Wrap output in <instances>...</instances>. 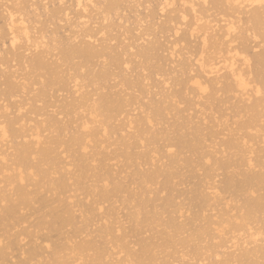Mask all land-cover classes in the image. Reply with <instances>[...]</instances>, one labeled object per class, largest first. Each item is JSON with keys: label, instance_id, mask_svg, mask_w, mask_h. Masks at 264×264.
Listing matches in <instances>:
<instances>
[{"label": "bare ground", "instance_id": "1", "mask_svg": "<svg viewBox=\"0 0 264 264\" xmlns=\"http://www.w3.org/2000/svg\"><path fill=\"white\" fill-rule=\"evenodd\" d=\"M0 1H1V3H2V1L3 2L5 1L4 2V3H6L5 6L7 5V2L9 3L8 0H0ZM13 1H14L13 7H12V4L11 5L8 4L9 6L4 7L7 9L11 6L10 9H12V10L7 9L8 10V13L6 12L7 18H6V16L4 17L7 20L3 18L4 21L6 20V22L3 21V23L4 24L6 23V24H5V26L3 24L4 27L2 25L0 26V30H1L0 34H2L0 36V40H2V37L4 34L8 35L9 39L7 41L9 42L8 44L10 45L9 49L11 48L10 50L8 49L9 54L12 53V58H15L16 60H18L16 62H18L19 65L21 64V66H23V68L27 69L24 71V69L19 66L20 68H22V70L24 72H27L28 69L30 70L27 72L28 76L32 75V78H34L33 76L36 75L35 80L38 79L36 81V83L38 84L37 86L39 87V90L37 91V95H36V97L38 99L37 101H42V103H43V100H45L46 103L48 104V106H51L52 109L54 107L58 108V106H55V105H56V103L59 102V101H56V102H54L55 105L54 104H53V106L50 105V101H51L50 98L52 97V99H53L52 94L55 93V92H53L54 91L53 89H55L56 91L59 89V90H61V92L63 91L68 95H69V93H71L73 96L74 95L77 96V95H80V90L83 89L82 88L83 86L82 85L80 86L81 81L86 82L88 84V86L89 85H95V86L97 85L98 86V84H97V82H98V83H101L102 86L104 83V87L105 86L111 87L110 86L111 84H108L107 81L109 80L111 83V80H112L111 77L114 78V76H115V77L119 78V76H120V80L119 79H116V80L120 81L121 84L120 83L119 84L123 85L124 89L127 86H128V89H130L133 86L134 87L138 86L139 88L138 87H136V88L140 89L143 92L145 89L143 81L147 80V78H149V76L143 75V73L146 70L151 71V74H153L154 76L156 75L157 77L158 76L161 77L162 75H164L166 73V71L163 70V66L166 65V63H163V61H165V60L158 53V51H160V48H161V43L159 42V40H157L155 38H154V40L150 38L151 39L150 42H149V39H147L148 41L147 40L145 41V42H147V44H145V45H138L137 42H136L137 45H135V44H132L131 43L132 41H131L130 44L136 47V52H135V49H133L134 47L130 48L131 45L130 46L128 45V48H130L131 51L133 49L135 52L134 54L132 53V59H133V57H135V58H138L139 60H141L139 62L138 61H136V62L139 63L138 66L141 67V70H143V71L145 70L143 73H140L141 76L140 75L138 76V74H137L138 77L135 78L134 83L130 82L131 79L130 80H128L129 78L127 79V77H130V75H128L126 77V74H128L129 71L125 72L124 71L125 69L123 70V66L125 68V66L127 65L126 67L128 68V64H129V68H130V64L131 65L134 64V63H132V62H134L132 60H131L132 62H130V60L127 59L128 62H130V63H128L125 60H122V56L123 55L125 56L126 55L125 53L127 52L126 47H124L122 44H120L121 46L120 45H117V46H120L121 51L114 52V53L112 52L113 54L108 53L109 49L111 52L113 50L116 51L115 50L116 48L114 49V47L110 45L113 48V50L111 49V47L109 46V44H111V42L109 43L108 42L109 40H106V38L104 37V34H105V36H107V35L110 36V33H111L110 31H112L111 35L113 34V31L115 30L114 27H116L115 25L119 26V24H121L119 22L117 23V21H116L117 19L116 20L114 19L115 16L121 17V13H123V15H126L128 12L129 13L131 12L130 10L133 11L134 7H132V6H136V5L133 4L131 6V3H136V0H101V1H99V0H74V4H72L73 7L70 4L72 2V0L71 1L67 0V2L65 0H35L40 5V7L42 8V9L41 8L40 9L43 12V15L46 19V22L48 23L47 25L50 28L52 26L51 30H47L46 28H43V27H38L39 24H36L38 22V19H37V22L35 20L40 15H38L37 13L35 14L34 12H37L39 10V9H37L38 7L36 8V6L34 4L31 5L32 3H30V6L29 5L27 6L30 9L33 8L32 9L33 13H34L33 16H35L36 18L34 19V17H33V19H32L31 17H29L30 15L28 14L29 13L28 11H32V10H29V8L27 9V7L22 6V4L24 3L23 0H13ZM68 1L70 3H68ZM174 1H172V0H146L145 1L144 0L143 3L144 2L145 3L141 4L140 0L139 1L137 0L136 4L138 7V5L140 6V4L141 5L148 4V6H149L151 3H153V4L155 3L156 8L159 7L158 9H156L154 11L151 9L152 11H150L149 15L146 12V14H147L146 18L147 19L149 18V20L151 19V21L154 18H156L157 14H155V11L156 12L158 11L157 12L158 14H159V12L162 13V14H160V17H161V15H163L166 10L168 11V8H169V17H168L167 22L170 24L172 22H174V20L177 18L181 19L180 22H182V20H183L182 23H184V19L186 18V15H184V14H185V12H187V11L184 12L183 10H181L182 8L184 9V6L187 7V5H189L188 10H190V12H191L190 14L192 16V13H194L195 15L197 13L196 6H199V8L202 12V11H206L205 5L208 4V0H178V2L181 1V5L179 6L181 8L180 9L179 7H177V8L174 7L175 6V4L173 3ZM25 2H26V0H25ZM36 2H35V4H36ZM138 2H140V3H138ZM11 3H12V0H11ZM66 3H68V4H66ZM27 4H29V2ZM153 4H151V5H153ZM155 4L153 5L154 7L151 6L154 9H155ZM23 5H25V4H23ZM3 6H4V4H3ZM129 6H131L130 7L131 9H129ZM145 6H147V5H145ZM137 7H135V9ZM211 7L219 10L220 14L227 18V20L223 21V24L221 23L222 25L216 26L218 24L210 25V23H208V24L205 23L206 25L205 24L201 25L200 24L201 18H196V16L200 17V15H196L195 16L196 19H195L194 24H190L191 27H188L189 26V23H188V26L186 25V27H188V29L185 27L187 30L182 34L179 33V34H181L179 37H178V35H176L177 32H179L178 30H176V28H172V30H175V31H173V32L171 31L172 34L176 32L175 35H172V36L178 37V38L176 37L177 40L174 42L175 43L177 42L178 44H176V45L181 46V49L184 51L188 50V47L191 48V44L193 43V41L196 38H198V40H199L198 43L196 45H194V46H197V48H198V53H196L198 55L197 60L195 62L193 61L196 56L190 60L193 61L191 63H193L194 65L196 64V67H197L198 71L200 72V74H202L206 78L214 76L213 77L214 79H212V77H211L212 80H210L211 82L209 83L211 86H209V84L208 85L206 84L207 81H205L206 82L205 84H202L203 82H200L202 80L199 81V78H197L196 76L188 78L187 80L183 79L184 81H182L180 79V77L177 76L176 78H179L181 81H176L177 79L174 80L173 76L170 75L171 79L173 78V80L171 81V79L169 78V79H167V83L169 84L168 80H170V84H172L173 86L175 85V86L179 87L181 85L180 89L182 88L183 91H182V89L181 90L179 89V90L182 91L183 93L179 91L180 92V96H178L179 99H183V98H181V96H183V94L185 92L184 90H188L187 88L189 85L192 87L191 90L193 91V93L196 96L200 95L199 98H201V96L204 95V93H206L208 90L212 91L211 89H213L214 93L213 92H211V93L214 95H215V92H217V90H220L219 91L220 94L223 92L224 95H226L228 93H231V95H232V93H236L237 98H239V101H237V102L239 103V105L243 104L242 106L241 105L238 106V103H237V106H235L237 111L240 113V109H241L242 113H243V111L246 112L247 110H248V112L252 113V116L249 117V119L247 118L248 120H245L246 122L245 121L243 122L241 120L242 123H240V124L237 123V124H239L238 125V128H239L238 135L240 133V130L244 131V129L248 130V132H251V131L253 132V130L249 131V129H251L254 126V123L256 121L258 122L257 119H259V116L262 114V113L260 114L259 109L264 108V107H261V104H262V106L264 105V98L262 101H257L258 100L257 99L256 102L255 101L252 102V99H251V96H255V97L257 96V98H258L259 97L258 95H261V87L263 88V91H264V79H263L264 78V0H212L211 1ZM140 8H141V6H140ZM124 9H126V10L129 9V11L125 12L126 10H124ZM137 9H139V7ZM144 9H145V7H144ZM123 11L126 14H124ZM182 11L184 12V14ZM38 13H40V12H38ZM71 13L73 14L72 17H70ZM119 13H120V15H119ZM133 13L131 12V14H133ZM136 14H138V13L135 12V15ZM165 14H166V12H165ZM31 15H32V13H31ZM127 15H129V14H127ZM127 15H126V17H128ZM135 15L133 14V17H136ZM240 15H245V17L241 18ZM28 17L31 18L34 22H36L35 24L37 25L38 28H43V29H41V32L45 29L47 31H50L49 32L50 34L54 35L51 38L52 35L50 36V34L47 33L48 34L47 37L50 36V37H48V39L49 38L51 39L50 43L46 38V34L44 35V33L47 31H45L43 34L40 31H39V33L35 32L34 38L31 37V36H33V33H32V35H30V32L32 30H30L26 26V24H28V21H30V19H28ZM137 17L140 18L141 16L137 15ZM162 17H164V16H162ZM121 18L123 19L124 17H121ZM146 18L143 15V18H142L143 21L144 20L146 21ZM40 19H42V18H40ZM92 19H94L93 24L96 27L93 25L94 27L91 28L89 25V21H92ZM133 19H131V20H133ZM142 19H139V22H141ZM191 19H190V21H191ZM222 19H224V18H222ZM32 20L30 22V25L31 26L34 25L33 27H35L36 26L35 24L32 25ZM114 20L116 21L117 24L115 23ZM124 20H126V18H124L123 21ZM127 20H126V24H128L130 22V21L128 22ZM149 20H147V21H149ZM136 21H138V20H136ZM136 21L133 20L132 22L136 23ZM157 22H158V20H157ZM161 22H162V20H161ZM161 22H159V23H161ZM198 22H200V23L198 24ZM62 23H64V25H65V23H67V26H68L67 31L69 33L68 35L65 34V32H64L65 30L63 31L64 33L63 32H62V34L59 33V32H61L63 27H65V26H62L63 25ZM124 23H125V21H124ZM124 23L122 22L123 25H125ZM143 23H145V22H143ZM143 23H141V24H143ZM147 23L150 24L149 28H151L150 30L152 31V28H154L155 24L150 23V22H147ZM190 23H192V21ZM60 24L62 26V29H61V27H59ZM136 24L138 25V28L140 29V24H138V23H136ZM178 24H179V22H178ZM178 24H176V25L178 26ZM185 24H187V23H185ZM240 24H243L245 27L240 28V26H239ZM123 25L121 26V29L119 28V32H120V30H122V27H124ZM130 25H131V22H130ZM130 25H127V26H130ZM166 25H168V24L166 23ZM40 26H41V24H40ZM131 26H133V25H131ZM142 26H141V28H142ZM169 26L171 27L172 25H169ZM1 27H3V28L6 27L5 28L6 33H5V31H3L5 29L2 30ZM126 27H125V29L123 28L124 32H125V30L128 31V27H127V29H126ZM168 27L160 26L159 29L160 30H162L164 28L168 29ZM180 27H182V26H180ZM149 28L145 27V29H149ZM65 29H66V27H65ZM116 29H118V28L116 27ZM131 29H134L133 33H132ZM137 29H136V27H131L130 31H128V32L135 35L134 31L136 30L135 32H137ZM58 30H60V31L57 32ZM150 30H148L149 32H147V30L144 32H146L147 34L149 33L148 35H152V34H150V32H151ZM154 30L156 31V29H154ZM67 31H66V33H67ZM127 31L125 32L126 34H128ZM124 32H123V34H124ZM156 32H158V31H156ZM171 32H169V33H171ZM58 33L61 34L62 36L65 34L66 36L64 35L65 37L64 36L60 37ZM99 33H101V34H99ZM37 34H40V35H38L36 37L35 35H37ZM97 34H99L98 37L101 39H97L98 37L96 38ZM119 34H121V36H122V33H119ZM132 34H130V35L128 34V35L131 36ZM157 34H156V36H157ZM160 34H162V33H160ZM6 35H4V36H6ZM100 35H102V36H100ZM115 35L113 34L114 37H115ZM148 35H147V37H149ZM108 36H107V38H108ZM137 36L140 37V35H137ZM137 36L136 37L133 36L134 41L136 40L135 38H138ZM112 37L110 40L115 39ZM142 37H143V35H142ZM142 37H141V39H142ZM45 39H46V42L44 41ZM250 39H251V41L256 42V48H259V51L255 49L257 52H254V50L251 53L249 52L250 51V45H249L250 41L248 43V40H250ZM125 40H127V39H125ZM2 41H4V40H2ZM106 41L109 43L108 45H107ZM119 41H121V40H119ZM134 41H133V43H134ZM141 41H143V40H141ZM23 42L26 44L25 45L26 47L23 44V46L26 49L22 48L23 47L22 45H21L22 47L20 46V44ZM140 43H142V42H140ZM237 43H238V46H236ZM1 44H3V42ZM127 44H129V42ZM143 44H144V42H143ZM19 46L21 47V49H23V52H26V54L21 53V51H20L21 54L19 53V51H18L19 48H17ZM170 46H171V44H170ZM173 46H175V45L173 44ZM192 46H193V44H192ZM172 47H170V48H172ZM173 48H172V50L174 51L175 49H173ZM32 49H33V51L34 50L38 51V49H40L39 51H41V52L40 53L38 52V54L34 56ZM251 49H253V48H251ZM8 50H7V52L5 50V52H6L5 54H8ZM131 51H129V52H131ZM175 51L177 52V54L179 53V51H177V50H175ZM175 51L172 54H174V53L176 54ZM27 52L29 54L28 55L29 57L30 56H33V57H30V59H26V57H28V56H26ZM30 52H31V55H30ZM53 52L56 53L55 56L57 55L58 57L55 59V57L53 55L55 60L52 61V63L50 61H48L49 59L46 61V55L47 54L51 55V53H53ZM185 53L186 52H184V54ZM177 54H176V57H179V56H177ZM184 54H183V56H186L187 53L185 55ZM129 55L131 57V54H129ZM5 56L6 55H4V58L2 59V61H4V62L6 61L7 62L6 64H9L12 59H10V62L8 63V59H7V57L5 58ZM23 56L24 57L26 56V57L24 58ZM162 56H164V55H162ZM225 56H226V58H225ZM166 57H168V56H166ZM173 57H175V55ZM173 57H171V58H173ZM239 57L241 59L240 60L238 59V61H239L238 62L236 59ZM187 58L189 59V57H187ZM187 58L185 57L182 60H180V58H178L180 64H179V62L177 63L175 61L177 64H179V66L181 67V70H183V71H181V73L182 72L184 73L185 70H186V74H187V71H189L191 73V70L193 69L192 68L193 65L191 63H189ZM166 59L168 60V58H166ZM75 60H78V62L75 63L74 62ZM99 60H102V62ZM107 60H109V61L107 62ZM173 60H175V59H173ZM14 61L15 60L13 59V62ZM169 61H171V60H169ZM4 62L0 63V64H2L5 67ZM13 62H11V63H13ZM16 62H14V63L18 65V63H16ZM153 62H155V65H152ZM250 62H251V64H250ZM170 63H172V62H170ZM135 64H134V66L137 67V63H135ZM61 66H66L65 69H67V72L72 71L73 73H67L66 70H64L66 72L65 74H67V75H64V73L62 74V72H60V71L63 69V67L61 68ZM111 66H113L116 69L115 73H119L120 75H118V74L115 75L114 72H111V70H110ZM4 67L1 69H5L7 66L5 68ZM113 67L111 69H113ZM175 67H177V65H175ZM180 67H178V68H180ZM249 67L252 70L249 69ZM117 71H119V72H117ZM126 71H127V69H126ZM178 71H180V70H178ZM248 71H249V73L254 75V76H252L253 80H255L254 77H256V79H259V80L262 79L263 80L261 82V84H260V82L258 84V82H256L257 80L253 81V84H255L254 82H256L258 84V85L255 84V85H257L256 88H254V87L250 88L252 86L250 85V83H247L250 81L249 80L246 81V79L248 77L246 76L247 78L245 79L246 72H248ZM3 72H6V71L2 70V72H0V75ZM38 72H40V74L44 73L43 74L44 77H42V75L39 76L40 74ZM131 73H132V71H131ZM183 73H182V76L185 74V73L184 74ZM221 73H225V75L222 74L223 75L222 76V75H220ZM6 75H8V74H6ZM6 75L5 76L3 75V76L6 77ZM24 75L26 76V79H28L26 73ZM12 76L13 75L7 76L6 79L4 80L5 82H2V84L4 83L3 84L4 89L2 88V91H0L1 92L0 96L1 95H3L1 97L5 96V99H6V97H7V99H11L12 97H13L12 99H14V95L18 93L17 90H19V88H21L24 85L23 83H22V86L20 85L22 81H20V83L18 84V82H16V81H18V78L15 80L14 79L15 76H13L14 77L13 79H12ZM25 76H23L24 78H21V77H19V78L25 79ZM131 76H133V75H131ZM163 77H161L162 78L161 80L166 79ZM220 79H223L224 81L221 82ZM163 81H166V80H163ZM163 81H161V83H160L158 80L159 85L161 86V84H162V86H161L162 88H164L163 86L166 83ZM203 81H204V79H203ZM158 82H157V84H158ZM29 83H30V81H29ZM71 83L73 85L70 87ZM106 83H107V85H105ZM25 84H26V88H27L28 83L25 82ZM117 85H118V82H117ZM120 85H119V87H120ZM206 85L209 88L210 87L211 88L209 89ZM218 85H221V89H220V87H219V89H218V87H216ZM55 86L58 87V89H56ZM35 87L36 86H34V88ZM92 87H94V86H92ZM104 87H102V88H104ZM167 87L165 86V90L163 91V93L165 92L164 95L165 94L166 95L165 96L163 95V99H162V97H160L162 100L160 98H159L160 101L156 100L157 102L155 101L154 104L150 105L149 109H148V107L146 109H143V107H142V109H143L142 112L144 110H149L148 111L149 114L142 117L141 119L140 118L137 119L138 121L136 123L134 122L136 124V127L140 125V128H138L137 131H135V129H134L135 133L138 134V137L135 138V140L139 139L140 141H142L144 135H148L146 137H149V140L146 142H148L150 145H152L153 149L150 148L151 149L150 152H141L138 155L136 154V156L134 155L135 157L128 152L123 153V158L125 159V161H132V159L134 160V158H137V160L142 159V160L147 161V164L149 165V167L158 166V167H153L155 169H152V171L142 172V171H140V169H137L135 172H133L134 173L133 176L138 178V184L137 185H142V187L140 186L137 198H135L137 196L136 193L132 194L130 196L131 197L130 201H131V203H133V206H132V210H130L131 212L129 211V214H127V217L129 219V221H131L134 225L133 230L131 231V234H132L131 239H133V236L138 237L140 235V230H141V232H143V230H145V229H148V231L151 229V232L152 231L154 232V230H152L153 228L163 227L162 229L163 230L165 229L166 232H168V234H167L165 231L162 230L163 232H165V234H163V237L160 235L163 239V245L165 247L167 245L168 246L170 245L169 248H171L172 246H175V245L180 246L182 248V249H180V251L185 250L186 253H188L190 251L189 252L190 255L194 259H197V261L199 263L204 264V261L205 262L207 261L206 264H264V233L261 231L262 229L264 230V227L262 228V226H264V224L260 223V222H263L264 220L261 218L262 219V221H261V220H259L260 217L258 218L259 215H261V214L263 215L264 194H258V195L256 194L255 195V193L264 189V171H260V172H254V170H253V172L251 171V168L254 167V165L256 164V161H257V164H256L257 167L259 166L258 168L264 169V167H262V165L264 166V162H263L264 159H261L263 163H260L261 161L259 160L261 157L263 158L264 156H261L259 154L260 158L259 159L257 158L258 160H256V158H255V163H254V160L252 161L251 159H248V157L251 154L254 155L255 153H253L254 151L252 150V147L251 148L248 147L247 149H249L250 152L248 153V151H247L248 154H246V152H244L246 150L243 151V147H245V146L247 147L248 144H245V143H247V142L251 143L250 141H252L253 139L249 138L250 139L249 140L246 137L247 135L249 136V134L247 132L245 133V134H247L245 136V138H247L246 142H244L245 140H244V137L241 136V133H240V136H237V138L239 137L238 139H236V138L234 139L235 135L237 134V131H236L235 135L232 136L233 139H232V137H230L231 139L228 137V139H230V140H224V143H222L223 142L222 139H220L218 141L222 140V142H219V143H222V144H219V146L222 145L221 147H223L225 150H227V152H224L223 151L224 149H223L222 151L224 153L230 154L234 150L238 154L233 152L231 155L234 154L236 156V154H237V156L239 155L238 156L239 158L238 159L235 158L236 161L235 160L233 161V158L231 161L228 158H227L228 160H225V161L222 159H220V160L216 159V160L212 161L213 159L211 157H209L211 155L209 152H211V151H209V150L207 151V149H205L206 145H204L205 140H207L206 139L207 135L205 137H204V135H202V133H201L202 130L200 129V125H195L196 128L194 127L192 129V127H191V129H188L189 126H191L188 124H191V123L187 124L188 121L186 122L185 119L181 118L179 115H178L177 121L181 119V122H179V123L177 122L178 123L176 126L177 130H175L177 133L176 136H170L169 134L166 133L165 129H164V131L161 130L162 132H158L159 130L154 131L153 130L154 128H152V124H151V123H153L152 119L157 120L156 122H158V120L161 121L164 119V114L166 113V110L170 109V111H171V110H174L176 108V106H178V105H175V107H174V104L176 102V101L174 102V100H175L174 98H176V97H174V98L171 97V95H173L175 93L174 90H171L172 86L169 89L171 90V92L173 91V94H170V93L167 94L166 93V92H169V91H166ZM98 88L100 89L99 86H98ZM105 88H107V87H105ZM105 88H104V90H105ZM112 88H113V86H112ZM216 88H217V90H216ZM69 89L71 92L68 91ZM169 89H167V90H169ZM172 89H174V88H172ZM50 90L52 92L51 93L52 96H50ZM59 90L56 93H58V94L61 93ZM85 90H86V87H85ZM112 90H115V89H112ZM162 90L163 89H161V91ZM221 90H222V92H221ZM21 91L24 92L22 89H21ZM210 91H209V93H210ZM86 92H88V91H86ZM93 93H95V91ZM159 93L160 92H158V95H160ZM19 94H20V90H19ZM175 94L176 95H174V96L179 95L177 93H175ZM217 94H216V96H218ZM17 95H15V96H17ZM72 95H69V96L71 97ZM214 95H213V97H215V100L218 99L220 101L221 97L219 99L218 97L216 98V96H214ZM231 95H229V96H231ZM238 95H239V97H238ZM56 96H58V95H56ZM67 96L65 97L66 99H64L65 101L60 100V102H59V104H61L59 108H61L62 111H66V113L61 112V111L60 112L62 114L65 113V115L68 114V116H75L78 114L77 112L80 111V109H82V112H85L84 114H86V115L80 116V114H78L79 115L78 118L76 116L77 120H74V121L77 122L79 120L78 121L79 125L76 126V129H74L73 134H71L69 139L64 141V143L60 141L61 138L57 139L58 137L53 138V139L49 138V140L55 139L54 141L49 142V140H47V142H43V140L46 141V138H44L42 140L41 135L39 133V130H40L39 127H41L42 131H43V128H42V126L37 125V124L45 125L44 121L47 119L46 124H48L52 128H55L56 130L54 129V131H56V133L57 132L63 133L65 131V128L67 126L70 127V125H72V124H69V125L65 124L66 127L64 126V124L62 125L61 122H59L60 120L58 121V118H57V116H59L60 112L54 114L55 111L54 112L51 111L52 114H54V115L49 114L50 117L47 116L48 118L46 117L45 120H40V121H43L44 124H42V122H39V120H38V123L36 120H34V122L36 121V123H33V125H28V124L33 122L32 121L33 119L27 118L28 121H29V119L31 120V121H29L30 122L29 123L25 119V116L13 117V119H10L11 117L9 116L10 118H7L8 120L6 122L4 119H3V122H0V145H1L0 148L3 147L2 146L3 143L6 144V142H7L6 140H9L8 138L12 139V140H9L10 142H8L10 144H8V143L6 144V145H10V146H7L8 150H6V147H4L5 148L4 152L0 151V162L3 161L0 163V166L2 163H4V161L7 162L6 161L7 159L5 156H8L9 158H11L10 162L8 161L7 163H4L5 166L2 165V167L11 168V174L9 173V175H6L4 177L2 176L3 179L0 175V185L2 183V185H4V187H6V189H8V187H9V191H7L4 187L3 188L5 189V191L3 188H0V191L2 190L0 192V232L2 231L0 234L3 233V235L5 237H7L4 239L5 242H3L2 240L4 237L2 238L3 235L0 236L2 238V239H0V264H33L31 262L36 261V259H38V258L44 259V260L41 259L42 261H44V262H42V264L43 263L44 264H89V263L90 264H122V263L125 264V262H127L129 264H160L161 262H159V263L156 262V260H158L156 258L157 257L156 256L157 251H154V250L161 248L160 246H162V244L159 245V248H158L157 247L158 245L155 246L153 243L145 240L144 238H141V239L139 238L136 241V243H134L136 246H138V250L137 251H135L136 249L132 250V248H131L132 246L129 247L131 244H129V243L126 244L124 242V240H127V238L129 236L127 237L126 235H124L125 236L124 237L121 233H120L121 236L119 235V237H118V234H117V236L114 235L115 231H116V233L121 231V230H119L120 228H118V226H117L116 228L118 230H115L116 228L113 227L114 226L113 224H111L112 226L108 225V223H112V222L109 221L107 223V220L104 217L102 218V216H101L102 214L100 215L101 218L98 217L97 220H101V221L106 220V223H104L105 221H103V223L105 225L102 227L100 226V229L98 228V231H97V235L99 237L98 238L99 240H96V242L97 241L100 242V239L102 241V243L97 242L99 245H96L97 243L95 241H94L95 243L93 242V240L95 238H93V240H91L90 242H82V240L85 239L84 238V239L80 240L81 242L79 241L80 243L79 242L77 243L75 240H73L75 242L73 244V242H69L71 240V238L67 239L64 237L66 233L64 232V234H63L62 233L63 230L68 231V229L70 228L71 230L69 229L68 235L71 233L72 236L73 235L78 236L80 233H81L80 235H82L84 233V232H82L83 230H85V229L88 230L89 229L88 227H90L91 225H93L91 227H94V224H92L93 223L92 221H95V220L89 219V217H87L88 214H89V216H94L95 215L94 212H99V211L101 212V210H103L101 208L102 204H104V203L106 204V202L110 201L111 199L118 198L117 197L118 195L120 198L121 193H123V194L125 193V192H122V191H124L123 190L124 188L121 187V184L118 182L116 183L114 181L112 184L111 190H108L107 186H104L106 184H104V185H102L103 186L102 189H100V191H98V193L95 195V197H97V199H99L101 206H100V204H98L99 202H97V201L96 202L93 201L94 203L91 202L92 205H89V206L87 205L88 207H86L84 204L82 205L80 202L76 203V204H78V206H76L78 209L81 207V211L79 214V215H81V217L78 216L81 219H78V221L82 220V223H83L82 226H79L82 224L81 221H79L80 223L76 221L77 217H76V214H74L75 212H73L76 209V208L73 209V207L75 205L74 206L70 205V204H68L69 202H65L64 201L65 199L64 200L62 199L66 193L70 192V187L75 188L76 191L82 190L85 193H87L88 197L90 196L91 191L89 190V187H86L85 181L89 178L90 175H92L93 178L98 179V175L95 173V171H97V170L100 171V170L96 169V167H98V166L95 167V165L94 166L90 165V163H91L90 158H92L91 160L94 163V159L92 156V155H94V152H93V154L91 153L92 157L89 158L86 156L88 154L86 152L88 149L87 146L89 145L90 142H92V141L88 142V140H89V138L98 139L99 134H100L99 129L102 127L103 129H102L101 133H103L105 131L104 126L106 124H108L111 120L114 121L115 119H117L118 116L119 117L122 116L124 114L123 113L121 115L122 110L123 111L126 110V108H125V110L122 109V108H124V103L128 102V100H126V98L124 99L119 94L108 95V94H106V92H105V94H97V93L94 94V97H96L95 99H93L94 97L92 98L93 95L90 94L89 92H88V94H84L81 97L77 96V98L71 97V99H69L70 97L68 96V98H67ZM160 96H162V94ZM262 96H261V98H262ZM34 97H35V95H34ZM170 97L172 99H174L173 102L171 101L172 99ZM226 97H228V96H226ZM235 97L236 96L234 95V98ZM26 98H28V97H26ZM0 99H2V98H0ZM23 99H25V98H23ZM135 99H136V97H135ZM135 99H133L134 102H135ZM33 100H34V98H33ZM28 102H30V101H27V103ZM249 102H252L253 104L252 103L248 104V107H246V105H244V104L249 103ZM33 103H34V106L33 105H32L33 107L31 106L32 111H30V113H33L32 115L34 116V113L37 114L36 113L37 110L38 109L41 110L42 106L37 108V107H35L36 106L35 104H37V102L36 103L33 102ZM38 103H40V102H38ZM51 103H53V102H51ZM131 103H132V101H131ZM15 104H16V101H15ZM176 104H177V102H176ZM21 105L20 106L18 105V106L22 107ZM44 105H45V102H44ZM44 105H43V107H44ZM138 105H135V107ZM198 105H199V103H198ZM11 106H12V104H11ZM0 107L4 110L8 108V106L6 104H5V106L0 105ZM229 107H231V105ZM46 108L47 107H45V109ZM132 108H133V106H132ZM138 108H139V106H138ZM20 109L21 108L16 109V110L20 111ZM42 109L44 110V108H42ZM47 109H49V108H47ZM236 109H235V112H236ZM22 110L23 109H21V112H23ZM27 110H26V112H27ZM231 110H232V108H231ZM13 111H15V110L13 109ZM0 112H1V110H0ZM42 112H40V113L42 114ZM144 112H145V114L148 113L147 111H144ZM16 113H18V112L16 111ZM40 113L38 115H40ZM139 113H141V112H139ZM5 114H6V110H5ZM12 114H13V112H12ZM20 114L21 113L17 114V116H19ZM62 114H60V115H62ZM142 114H144V113H141V116H142ZM235 115H237V114H235ZM14 116H16V114ZM37 116H34V118ZM68 116H67V118H68ZM125 116H126V114H125ZM0 117L2 118L1 115H0ZM26 117H28V116H26ZM39 117H43V116L40 115L37 118H39ZM132 117H135V116L133 115ZM139 117H140V115H139ZM232 117H234V116H232ZM242 117H243V115L240 118L242 119ZM37 118H35V119H37ZM97 118H102L103 121L97 120ZM198 118H200V116ZM243 119H244V117H243ZM25 120L27 122H25ZM71 120L73 121V118ZM125 120L127 121V123H124V122H123L124 124L122 123L121 128L118 129L119 133H118V131H116L117 128L115 126H114V128H116L115 129L116 133H118V135L121 136L120 138H122L120 141L117 138L118 142L119 143L121 142L122 147L125 146L126 147L125 150H128L129 145L126 142V140L128 138H130L129 136L132 133L134 134V131H132V128L135 126L131 127V125H134V124L132 123V120L129 118V115L126 116ZM195 120H197V119H195ZM0 121H2V120L0 119ZM69 121H70V119H69ZM241 121H238V122H241ZM76 122H74V123L71 122V123H73V125L74 124L77 125L78 123H76ZM189 122H190V120H189ZM167 123H166V125H167ZM223 123H224V121H223ZM34 124H36V125H34ZM95 124H97V126H94ZM206 124H208V123H206ZM237 124H235V125H237ZM258 124H256V125H258ZM27 125L29 126V128ZM48 125H47V127H48ZM26 126L28 129L25 128ZM30 126H31V128H30ZM32 126H34V127H32ZM208 126H210V124ZM47 127H46V129H47ZM107 127H108V125H107ZM109 128L111 129V127H108V130H110ZM255 128L257 129V127H253L254 130H255ZM261 128H264V127H261ZM46 129L44 127L43 133H45ZM67 129H68V127H67ZM128 129H130V130L128 131ZM49 130H47V131H49ZM108 130H107V133H109ZM112 130H111V132H112ZM124 130H127L126 132L131 131L129 136H127L128 133H126V132L125 133H126L127 137H125V135H123V134L120 135L121 133H124ZM187 130L192 131V132H188ZM216 130H218V128ZM235 130L236 129L234 128L233 132H235ZM220 131H222V130H220ZM111 132H110V135H112ZM213 132H209L208 136L210 137V139H211V137L214 136V134L217 131H215V133H213ZM224 132H225V130H224ZM59 133H58V135H60ZM217 133H219V132H217ZM217 133H216V135H217ZM50 134H52V133H50ZM218 135H220V134H218ZM101 136H103V135H101ZM136 136L137 135H135V137ZM140 136H142V139H140L141 138ZM105 137H106V135H105ZM209 137H208V140H209ZM240 137L241 138L243 137V138L241 139ZM19 138H21V141ZM27 138H29V140L30 139L31 140L29 141ZM125 138H127V139L125 140ZM215 138H217V136ZM23 139H25V141ZM26 139H27V141H26ZM13 140L15 141L14 143H16V141H18V140H19V142H17L16 144H13L11 146V143H12L11 141H13ZM159 140H162V142L164 144L162 143L160 145V142H158ZM239 140L241 141V144L239 143L240 142ZM100 141H99V143H100ZM216 141H217V139H215V143L218 142V141L217 142ZM86 142H88V143L86 144ZM97 142H98V140H97ZM211 142H214V140L210 141V143ZM215 143L214 144L211 143V144L214 146H217L218 143H217V145ZM254 143H255V141H254ZM261 143L262 142L260 141V144ZM212 145L210 146L211 149H212V147H214ZM241 146H243V147H241ZM57 147L58 148L59 147L65 148L64 150L66 152L65 151H63V152L67 153V155L71 154V153H74V155H76V153H75L76 151L79 154L76 157L74 156L75 158H73V156H71L73 159L72 160L73 162L70 161V162L64 164L62 162L63 160L60 161L59 153H57L58 150L56 151ZM100 148H101V146H100ZM206 148H209V146L208 147L206 146ZM214 148H216V147H214ZM9 149H11L12 152ZM75 149H77V150H75ZM228 150H229V152H228ZM6 151H8L10 153V156L7 155L8 153H6V155H5ZM80 151H82V152L80 153ZM139 151H141V150H139ZM217 151H218V148H217ZM63 152H61V153L64 154ZM212 152H213L212 154H215L214 153L215 151H212ZM152 154L157 155V158H155L158 161L157 165H154V161H156V160L153 159V157L151 156ZM187 154L189 155L188 157L185 156ZM246 155H249V156H247V158H245ZM221 156H222V154H221ZM212 157H213V155H212ZM222 157H224V155ZM9 158H8V160H9ZM68 158H70V157H68ZM209 158L212 160H210ZM249 158H251V156ZM61 159H62V157H61ZM193 159H195V160H193ZM211 161H212V164H210ZM138 162H139V160H138ZM8 163L10 165H7ZM70 163L71 164L73 163V164L71 165ZM251 163H253V164H251ZM95 164H97V163H95ZM132 164L134 165V163H132ZM208 164H210V165H208ZM234 164H236V165H234ZM46 165L50 166V168L48 167L49 170L44 168ZM70 165L74 167V171L69 170V168L73 169V167H70ZM233 166L239 167L237 169L242 168V170L239 171L240 173L237 172L238 173L237 174L236 172H234V173H236L234 175V173L232 172V169L234 168ZM196 167H200L201 171L203 170V173H202L203 175L201 174L203 179L200 178L201 180H199L195 184H192L193 186L191 187V189L188 193L189 196H187V198H184L187 200V203H188L187 205H185L186 206L185 211L190 212V215H191L190 218L188 219L189 223L187 222V224H185L184 220H183L184 223H181L182 221L179 222V219H178L180 217H184L186 212L184 214L182 213V209H184V206H182L183 203L180 201L182 203L181 204L178 201H176V200H178L177 198L179 196L177 197V196H174L172 194V192H174V187H175L174 186V182H175L174 180L180 179L184 175V174L182 175L181 169L186 168V169H190L191 172H193V170H195ZM246 167H247V170H246ZM147 168H148V166H147ZM243 168H245V170ZM255 168H256V166H255ZM196 169H198V168H196ZM228 169H230V171L233 174H228V173L226 174L225 173L226 175H224L223 178H221L222 180L221 179L218 180L220 185L218 184V182L216 183L214 178H218V176L221 177L218 174H221V173H223L222 171H227ZM237 169H233V170L238 171ZM2 170H3V168H0V174L3 172ZM5 170H6V172H8L9 169L8 170L5 169ZM16 170H18V172H16ZM218 170H220L221 173H218V172H220ZM216 171H218V172L216 173ZM23 172H24V174H23ZM27 172H28V174L25 175ZM214 172L217 174V177H215L216 175H214L215 174ZM22 174L25 176H23ZM53 174H54V176L57 175V177L52 178L51 176H53ZM108 175L109 174H107V172H106L104 175L106 178L105 179H103L104 177L101 178L103 180L102 181L103 183L108 182V180H107ZM33 177H35V178H33ZM161 177L163 179L161 186H163V188L165 190H167L169 193H168V196H166L165 199H163V202L160 206V209L158 210L157 208H159V205H157L158 207L156 208L155 207L156 204H153V202H154L153 199L155 197L150 199L147 196V195L150 196V194H149L150 192L146 191V189L148 190V188H146V187L155 184L156 181ZM31 178L34 179L32 181H35L36 183L34 182L35 184L32 185L31 189L28 190V188H30L29 187L30 186L29 181ZM36 178H38V180ZM109 178H111V177L109 176ZM105 180H107V181H105ZM24 182H25V184H24ZM189 182H191V181H189ZM26 183H28V184H26ZM88 183H89V181H88ZM182 184H180V185H182ZM215 184L216 185L218 184L219 186H216ZM156 185H158V184H156ZM45 187H46V189H48V192H50V194L52 196H55L54 199L52 196L50 198L52 200H54L55 203L56 202L59 204L61 203L60 208L51 207L52 206V205H50L51 199H48L49 196L47 197V194H46L47 192L45 193L47 198L45 197V195H44V197L41 196L43 194H41L42 192L40 191V189H43ZM127 188H128V186H127ZM75 189H74V191H75ZM93 189H94V187H93ZM219 190H220V192H218ZM38 191L41 192V193L39 192L41 194L40 196H39ZM182 192H183V190H182ZM182 192H181V194H182ZM209 192H211V193H209ZM218 193H221V194L223 193L222 195L226 194L227 196L228 195L233 196L232 199L229 196L231 200H233V199L235 200L236 197H238L237 199L240 200L239 205L236 204L235 205L236 208L232 207L234 209H237V211L234 209H231L229 207V204L227 205V204L223 203L225 207H223V205H221L220 206L221 209H219L220 210L219 212L218 211H216V212L212 211L211 212V210L215 207L216 204H217L216 205V207H217L218 205L222 204V201L225 203H229L231 201V200L229 201V197H228V199L225 197L226 195H224V197L229 202H227L225 199L220 200L219 197L221 195ZM181 194H180V196H181ZM183 194L185 195L184 192H183ZM184 195H182V196H184ZM87 196H86V198H87ZM68 197L70 198V196H68ZM91 197H92V194H91ZM67 200H70V199H67ZM34 203H37L39 205L40 210H36V212H35L36 216L35 217H37V215H38V217L36 218V220H34L35 222L33 221L34 223L31 220V222H32V226H31V224H29V222H26V221H28V220H26V218H28L27 217L28 215L26 216L27 213L24 212L25 213L24 214L22 211L23 210L25 211V209L28 210L29 208H31V205L33 206ZM150 203L152 204L151 210H147ZM237 203H238V200H237ZM230 204H231V202H230ZM83 206H85V207H83ZM111 207L112 206L110 205V209L108 208L109 210L108 209L107 210H108L109 214H112L111 217H113L114 215H116V213H115V210H113V209L111 210ZM227 207H228V209H227ZM218 208H219V206H218ZM218 208H217V210H218ZM222 208H223V210L225 209L226 212L223 211V213H222V211H221ZM229 208L232 210L231 213L233 215L235 213V212L233 213V210H234V211H236L235 214L236 215L238 214V216H236V215L233 216L231 214L229 215V212H230ZM46 209H47V211H46ZM82 209L83 210L86 209L85 211H87L88 214L86 212L83 213ZM208 209L210 210V214L211 213L212 214L215 213V215L217 214L216 217H215V215L213 217H212V215L206 216L205 213L209 212ZM42 210H43V212L41 214ZM213 210H216V208ZM111 211H113L115 214ZM38 212H40V214ZM217 212L221 213V215L218 216ZM29 213H31V212H29ZM83 214L84 215L86 214L87 216L86 215L85 216L87 218L85 216H83L85 218H82ZM109 214H107V215H109ZM163 214H166V215H163ZM31 215L32 214H30V216ZM227 215L229 216L228 218H227ZM116 216H118V215H116ZM164 216H166V219ZM119 217L120 216H118V219H119ZM118 219H116V221H114V222L116 223ZM180 219H182V218H180ZM88 220H91L92 223H90L91 225L88 223L89 225L86 227L85 225H87V224L84 225V223L85 222L87 223ZM88 222H90V221H88ZM98 222L99 221H97L96 223H98ZM251 222L252 223L255 222L256 225L263 224V225H261V230L258 229L260 227V226H258V228H256V230L258 229L259 231L257 230L253 233L247 232V229H248L249 225L251 224ZM25 223H28L29 225H26ZM197 223H200V224L196 225ZM22 224H25L27 227L23 226V228H21L20 225H22ZM223 224H225L226 227L230 229L229 230V231H231L230 233H232V232L236 233L240 238L237 237L238 238V240H237V239H235L236 236L235 237L232 236L231 239L230 238L227 239L226 236H228V235L226 234V236H225V234H224L225 225L223 228ZM83 226H85V229L83 228ZM188 226H189V228H187ZM31 227L33 230L30 229ZM15 228L16 229L20 228L19 229L20 231L18 230L19 231L18 232L17 230H14ZM66 228H68V229H66ZM95 228H97V227H95ZM142 228H145V229H142ZM12 229L14 230V232L16 231L15 233L13 232L14 234L9 233L10 230H12ZM91 229L93 230V228H91ZM43 231L45 233H43ZM148 231H147V233H148ZM229 231L228 232L226 231V232L229 233ZM244 231H245V233H244ZM153 232H152V234H153ZM163 232H161V233H163ZM187 232H188V237L184 236L185 238L184 237L181 238L180 235H184L183 233H187ZM241 232L244 233V234L242 233L243 235H246V236H244L245 238L240 236V235H242ZM239 233H240V235H239ZM261 233H263V235ZM50 234H52L51 237L49 236ZM71 235H69V236H71ZM92 235H94V234H92ZM77 236H76V238H77ZM86 236H88V235H86ZM20 237L24 238L25 240L27 239V240L25 241L24 239H21ZM80 237H78V238H80ZM261 237H263V242L258 240V239H262ZM74 238H75V236H74ZM53 239H54V241H52ZM55 239H56V241H55ZM206 239H207V241L208 240L210 241V245L205 244L204 240L206 241ZM213 241H215V242H213ZM70 243H72V246L70 245ZM114 245H116L117 249H119V250L114 249L113 248V247H115ZM135 245H133V246H135ZM168 246H167V248H168ZM177 246H175V249L177 248ZM111 247H112V250H111ZM187 248H190V250L188 252H187ZM110 250H111V252L112 251L115 252V250H117L119 253H121V254L123 253L122 255L121 254L119 255V253H118V255H119L118 259L121 258L122 256H123V258L119 259V261L116 260L117 258L116 259L109 258V256L113 253L112 252L110 254L109 253ZM160 250L161 249H159V251ZM171 250H172V248H171ZM89 251L92 252L90 254L91 255L90 257L87 256L88 255L87 252H89ZM62 252H68V253L61 255ZM116 252L114 253V255L116 254ZM13 253H16V254L14 255ZM171 253H173V252H171ZM182 253H181V256H182ZM84 254L86 255V257ZM118 255H116V256H118ZM183 255H185V254H183ZM186 255H185V258H186ZM190 255H189L188 259L191 258ZM107 258H109V260L111 259L113 262L111 260H110V262H108L109 260L107 261L106 260ZM183 258H184L183 256L180 257V259H183ZM188 259L185 261H188ZM41 260L38 261V264H39V262L41 264ZM115 260L117 261L116 263H114ZM34 264H36V263H34ZM161 264H167V262L163 261ZM190 264H191V262H190Z\"/></svg>", "mask_w": 264, "mask_h": 264}, {"label": "rangeland", "instance_id": "2", "mask_svg": "<svg viewBox=\"0 0 264 264\" xmlns=\"http://www.w3.org/2000/svg\"><path fill=\"white\" fill-rule=\"evenodd\" d=\"M9 1V3L7 2V5L6 6H9L8 4H12V7L14 6V1L12 0V3H11V0H8ZM24 1V3L23 4H25V5H23L22 4V6H24V7H27L28 5L30 6V3H32L31 5H35L36 6V8L37 9H39L37 12H34L35 14L37 13L38 15H40L39 17H35V16H33L34 15V13H33V8L32 9H30L29 7H27V9L29 8V10H32V11H28L29 13V17H31L32 19H33V17H34V19L36 18V22H37V19H38V22L36 23V22H34L31 18H29L28 17V19H30V21H28V24H26V26L30 29V30H32L31 32H30V35H32V33H33V36H31L32 38H34V33L35 32H37V33H39V31L41 32V29H43V28H46L47 30H51V28H52V26H51V28L47 25L48 23L46 22V19H45V17H44V15H43V12H42V8L40 7V5L35 1V0H26V2H25V0H23ZM66 2H67V0H65ZM69 1H71V0H69ZM68 1V3H70ZM99 1H101V0H99ZM139 1V0H138ZM142 0H140V2H141ZM144 1V0H143ZM143 1L141 2V4L143 3ZM146 1V0H145ZM172 1H174V0H172ZM211 1L212 0H208V4L207 5H205V9H206V11H202L201 12V10H200V8H199V6H196V11H197V13H196V15H200V17H197L194 13H192V16H191V12H190V10H188L189 8H188V6L189 5H187V7L186 6H184V9L182 8H180L179 6L181 5V1H179L178 2V0H175L173 3L175 4V6L174 7H179L181 10H183L184 12L185 11H187V12H185V14H184V12H183V14L184 15H186V18L184 19V23H182L183 22V20H182V22H180L181 21V19L180 18H177V19H175L174 20V22H172L171 24L170 23H168L167 21H168V17H169V8H168V11L166 10L165 12H166V14H165V12H164V14L163 15H161V17H160V14H162V13H160L159 12V14L155 11V14H157L156 15V18H154L152 21H151V19L149 20V18L147 19L146 17V15L148 14L149 15V13H150V11H154V10H156V9H158L159 7H157L156 8V4H155V9L154 8H152L151 6H153L154 4L153 3H151V4H153V5H149L148 6V4H145V5H147V6H145V5H141L140 4V6H141V8H140V6L138 5V7H139V9H137L138 7H137V0H136V3H131V6L133 5V4H135L136 6H132V7H134V9H133V11L132 10H130L134 15H135V12L136 13H138V14H136L135 16L137 17V15L138 16H141L140 18L139 17H133V14H131V12L129 13L128 11H129V9H131L130 7L131 6H129V9L128 10H126V9H124V10H126L125 12H128L127 14H129V15H127L124 11V14H126L128 17H126V15H123V13H121V17H124V18H126V20L129 22H131V25H133V26H131L130 25V22L128 23V24H126V20H124L125 21V23H124V21H123V19L120 17V16H115V20L117 21V23L119 22V23H121L122 24V22L125 24V25H123L124 27H122V30H120V32H119V28L121 29V24H119V26L118 25H115L118 29H116V27H114L115 28V30L113 31V34L115 35V37L113 36V34L111 35V33H112V31H110L111 33H110V36L112 37V38H115V39H112V40H110L111 39V37L110 36H108L107 34V36H108V38H107V36H105V34H104V37L106 38V40H109L108 42L110 43L111 42V44H109L107 41V45L109 44V46L111 45V46H113L114 47V49L116 50V51H114L113 50V48L111 47V49L113 50V51H111L110 52V49L108 50L109 52L108 53H114V52H118V51H121V48H120V44H122L124 47H126V49H127V52L125 53L126 55L124 56H122V60H125V61H127L128 62V60L127 59H129L130 60V62H132V61H134V62H132V63H137V67L136 66H134V64H130V68H129V64L128 63H130V62H128L127 64H128V68L125 66V68H124V66H123V70L125 71V72H128L129 71V73L128 74H126V77L128 76V75H130V77H127V79L128 80H130V82H135V78H137L139 75L141 76V74L140 73H143L144 71L143 70H141V67L140 66H138L139 65V61H141V60H139L138 58H135V57H133V59H132V53L134 54L135 52H136V47L135 46H133V45H131L130 44V42L132 43V44H135V45H145V44H147V42H145L147 39H149V42H150V40L151 39H153L154 40V38L155 39H157V40H159V42L161 43V48H160V51H158V53H159V55L162 57V58H164V60L165 61H163V63H166V65H164L163 66V70L164 71H166V73L164 74V75H162L161 77H163V78H166V79H163V80H166V81H163V80H161L162 78L160 77V76H154L153 74H151V71H148V70H146L144 73H143V75H147V76H149V78H147V80H144L143 82V84H144V86H145V89H144V91L142 92L140 89H138L139 87L138 86H133V87H131L130 89H128V86L124 89V87H123V85H120L121 83H120V81H118V80H116V79H119L120 80V76H119V78H117V77H115L114 76V78L113 77H111V83H110V81L108 80L107 82H108V84H111L110 86L111 87H108V86H105V87H107V88H105L104 87V83H103V86H102V84L101 83H98L97 82V84H98V86L100 87V89L98 88V86L96 85H89L88 86V84L86 83V82H80V86L82 85L83 87V89H81L80 90V95H77L78 97H81L82 95H84V94H88V92L90 93V94H92L93 96H92V98L94 97V94H105V92H106V94H108V95H112V94H119V95H121L124 99L126 98V100H128V102H126V103H124V108H122V109H124L125 110V108H126V110L125 111H123L122 110V113H121V115L122 116H118L117 117V119H115L114 121L113 120H111L108 124H106L105 126H104V128H105V131L103 132V133H101V131H102V127L99 129V131H100V134H99V137H98V139H92V138H89V140H88V142L89 141H92V142H90L89 143V145L87 146L88 147V149H87V157H92L93 156V159H94V163L92 162V158H90V161H91V163H90V165H92V166H94L95 165V167L96 166H98V167H96V169H99L100 171H95V173L98 175V179L97 178H93V176L92 175H90L89 176V178L85 181V184H86V187H89V190L91 191L90 193L92 194V197H91V194H90V196L88 197L87 196V193H85L84 191H82V190H78V191H76V189L75 188H73V187H70V192H68V193H66L64 196H63V200L65 201V202H69L68 204H70V205H75L74 207H73V209H75L73 212H75L74 214H76V217H77V222H79V221H81V223H82V220H79L78 221V219H81V218H79V217H81V215H79L80 214V211H81V207L78 209L76 206H78V204H76V203H78V202H80L82 205L84 204L86 207H88L89 205H92V203L91 202H93V201H97V202H99V199H97V197H95V195L98 193V191H100V189H102V185H104V184H106V185H104V186H107V188H108V190H111L112 189V184H113V182L115 181L116 183L118 182V183H120L121 184V187H123L122 189L124 190V191H122V192H125L124 194L123 193H121V196H120V198H119V195L117 196L118 198H114V199H111L110 201H108V202H106V204L104 203V204H102V206H101V204H100V202L98 203V204H100V206H101V208L103 209V210H101V212L99 211V212H94V216H89V214H88V212L87 211H85V210H83L82 209V212L84 213V212H86L87 214H88V216L87 217H89V219H93V220H95V221H92L91 222V220H88V221H90V222H88L87 221V223L85 222L84 223V225L85 224H87V225H85L86 227L90 224V223H92V224H94V227H91V226H93V225H91L90 227L91 228H93V230L90 228V227H88L89 229L87 230V229H85V226H83V228L85 229V230H83L82 232H84L82 235H71V233L69 234V235H71V236H69L68 235V232H69V229L68 228H66V229H68V231H64L63 230V234H64V232L66 233L65 234V238H71V240L69 241V242H73V244L75 243L73 240H75L77 243L80 241V240H82V239H84V240H82V242H90L91 240H93V238H95L94 240H93V242L95 241L96 242V240H99L98 238V235H97V231H98V228L100 229V226L102 227V226H104L105 224L104 223H106V220H107V223L110 221V222H112V223H108V225H110V226H112L111 224H113L114 226L113 227H117L118 226V228H120L119 230H121V231H119V232H117L116 233V231L114 232V235H116L117 236V234H118V237H119V235L121 236V234L124 236V235H126L128 238H127V240H124V242L126 243V244H131L129 247H131L132 248V250L134 249H136L135 251H137L138 250V246H136L134 243H136V241L140 238H144L145 240H147V241H149V242H151V243H153L155 246H157L158 248H159V245H161L162 244V246H160L161 248H159V249H161L160 251H159V249H155L154 251H157L156 252V258L159 260H156V262L157 263H159V262H163V261H166L167 262V264H190V262H191V264H198L199 262L197 261V259H194L191 255H190V248H187V252L188 253H186V251L185 250H181L180 251V249H182L180 246H177V245H175V246H177V248L175 249V246H172L171 248H172V250H171V248H169V246H168V248L170 249H168L167 248V246L165 247L164 245H163V239H162V237H163V234H165V232H166V230L164 229H162L163 227H158V228H153L152 230H154V232H153V234H152V232H151V229L148 231V229H145V228H142V229H145V230H143V232H141V230H140V235L138 236V237H134L133 236V239H131L132 238V234H131V231L133 230V227H134V225H133V223L131 222V221H129V219H128V217H127V214H129V211L130 210H132V206H133V203H131V201H130V196L132 195V194H137V196L135 197V198H137L138 197V193H139V189H140V186L142 187V185H137L138 184V178H136L135 176H133V172H135L137 169H140V171H142V172H145V171H152V169H155V168H153V167H158V166H151V167H149V165L147 164V161H145V160H142V159H138L139 160V162H138V160H137V158H134V160L132 159V161H125V159L123 158V153H126V152H128V153H130L131 155H135L136 156V154L138 155V154H140L141 152H150V150L151 149H153V146L152 145H150L148 142H146V141H148L149 140V137H146V136H148V135H144V137H143V140L142 141H140L139 139H136L135 140V138H137L138 137V134L137 133H135V131H137V129L138 128H140V125L139 126H137L136 127V122L138 121L137 119H141L142 117H144V116H146V115H148L149 114V110H144V111H147L148 113H146L145 114V112L143 111L142 112V110L143 109H146L147 107H148V109H149V107H150V105H152V104H154L155 103V101L157 100H159V98L160 97H162V99H163V95H164V93H163V91L165 90V86L167 87L168 85L170 86H168L167 87V89H169V88H171V86H172V88H174V89H172L171 88V90H174V92L175 93H177V94H179V95H177V96H174V95H176L175 93L173 94V91L171 92V90L169 89V90H167L166 89V91H169V92H166L167 94L168 93H170V94H173V95H171V97H176V98H174V99H172L171 97V101L173 102V100H174V102L176 101L177 102V104H176V102H175V104H174V107H175V105H178V106H176V108L174 109V110H171L170 111V109H168V110H166V113L164 114V119L163 120H161V121H159L158 120V122H156L157 120H155V119H152V121H153V123H151L152 124V128H154L153 130L154 131H158V132H162V131H164V129H165V131H166V133L167 134H169L170 136H176V131L175 130H177L176 129V126H177V124L179 123V122H181V119L180 120H178L177 121V119H178V115L181 117V118H183V119H185V121L187 122V124L188 123H191V124H188V125H191V126H189V128L188 129H191V127H192V129L195 127V125H200V129L202 130H200L201 131V133H202V135H204V137L206 136V139L207 140H205V144L204 145H206L207 147L209 146V148H206V146H205V149H207V151L209 150V151H211V152H209L211 155L209 156V157H211L212 159H210V160H212V161H214V160H220V159H222V160H232V158H233V161L235 160L236 161V159H238L239 157V155L237 156V152L236 151H230L231 153L229 154H226V153H224V152H227V150H225L223 147H221L222 145H220L219 146V144H222V143H224V140H230L231 138L230 137H232V136H234L235 135V133H236V131H237V134L235 135V137H234V139L236 138V139H238L237 138V136H240V133H241V136H243L244 137V142H246L247 140V138L249 139V138H252L251 140L252 141H250L251 143H249V142H247V143H245V144H248L247 145V147L245 148V147H243V146H241V147H243V151L244 150H246V151H244V152H246V154H248L250 151H249V149H247L248 147L249 148H251L252 147V150L254 151H252L253 153H255L254 155L253 154H249L250 156H251V158H249L250 156L249 155H246L245 156V158H247V156H249L248 157V159H251L252 161L254 160V163H255V158H256V160H258L259 158H260V155L261 156H264V128H261V127H264V108H261V107H264V105L262 106V104H261V109H259V112H260V116H259V119H257L258 120V122L256 121L255 123H254V126L253 127H257V129L255 128V130L253 129V127L251 128V129H249V131L250 130H253V132L251 131V132H248V130H246V129H244V131L242 130H240V133H239V135H238V130H239V128H238V125L240 124V123H242V121L244 122L245 120H248L249 119V117H251L252 116V113L251 112H248V110L245 112V111H243V113H242V111H241V109H240V113L237 111V109L235 108V106H237V101H239V98H237V94L236 93H232V95H231V93H228V94H226V95H224L223 94V92H222V90H221V94H220V90H217V88H216V90H217V92H215V95L214 94H212L211 92H213L214 93V91H213V89H211L212 91H210V90H208L206 93H204V95H202L201 96V98H199L200 97V95H195L194 93H193V91L191 90L192 89V87L190 86H188V90H184L185 92H184V94H183V96H181V98H183V99H179L178 98V96H180V92H182L183 91V89H182V91H180L181 89H180V87H181V85L178 87V86H173L172 84H170V80H168V82H169V84L167 83V79H171V76H173V78H174V80H176V81H184L185 79L187 80L188 78H191V77H194V76H196L197 78H199V81L200 80H202V81H200V82H203L202 84H205L206 82L205 81H207V85L211 82L210 80H212V79H214L213 77L214 76H211L212 77V79H211V77H209V78H206L205 76H203L202 74H200V72L198 71V69H197V67H196V64L194 65L193 63H191V62H195L196 60H197V57H198V55L196 54V53H198V48H197V46H194V45H196L197 43H198V38H196L194 41H193V46H192V44H191V48L190 47H188V50H182L181 49V46H177L176 44H178L177 42L175 43L174 41H176L177 40V38L182 34V33H184L187 29H188V27H191V25L190 24H194V22H195V19L196 18H201V23L200 22H198V24L200 23L201 25L202 24H208V23H210V25H216V24H218V25H216V26H220V25H222L223 24V21L224 20H227V18L226 17H224V16H222L221 14H220V11L219 10H217V9H214L213 7H211ZM5 2V1H4ZM3 1H2V3H1V1H0V4L2 5H0V26L2 25L3 26V21H4V19H6L7 18V13H8V10H12V9H10V7L9 8H4V7H6L5 6V4L6 3H4ZM29 2V4H27ZM35 2H36V4H35ZM140 2H138V3H140ZM177 2V3H176ZM68 3H66V4H68ZM145 3V2H144ZM143 3V4H144ZM3 4H4V6H3ZM71 5L72 4H74V0H72V2L70 3ZM69 4V5H70ZM70 5V6H71ZM68 6V5H67ZM72 7H73V5H72ZM71 7V8H72ZM135 7H137L136 9H135ZM144 7H145V9H144ZM150 7V8H149ZM154 7V6H153ZM41 8V9H40ZM149 10H148V9ZM152 9V10H151ZM179 9V10H180ZM186 9V10H185ZM7 10V11H6ZM135 10V11H134ZM137 10V11H136ZM139 10V11H138ZM142 10V11H141ZM7 12V13H6ZM38 12H40V13H38ZM146 12H147V14H146ZM31 13H32V15H31ZM120 13H119V15H120ZM187 13V14H186ZM189 13V14H188ZM141 14V15H140ZM144 15V17L146 18V21L144 20L143 21V15ZM194 14V15H193ZM72 13H71V16L70 17H72ZM159 15V16H158ZM6 16V18H4ZM158 16V17H157ZM162 16H164V17H162ZM195 16H196V18H195ZM241 16V18H244L245 17V15H240ZM132 17V18H131ZM4 18V19H3ZM40 18H42V19H40ZM134 18V19H133ZM142 19V21L141 22H139V19ZM192 18V19H191ZM222 18H224V19H222ZM131 19H133L134 21H136V20H138V21H136V23H138V24H140V29L138 28V25L135 23H133L132 21L133 20H131ZM162 20V22H161V20ZM180 19V20H179ZM190 19H191V21H192V23H190L191 21H190ZM7 20V19H6ZM6 20L4 21V22H6ZM31 20H32V25L33 24H39L38 25V27H43V28H38L37 27V25L35 26V27H33V26H31L30 25V22H31ZM114 20V21H115ZM147 20H149V21H147ZM157 20H158V22H157ZM179 20V21H178ZM186 20V21H185ZM116 21H115V23H116ZM206 21V22H205ZM40 22V23H39ZM143 22H145V23H143ZM147 22H150V23H153V24H155V26H154V28H152V31L150 30L151 28H149L150 27V24H148ZM159 22H161V23H159ZM178 22H179V24H178ZM94 23V19H92V21H89V25H90V27L92 28V27H94L95 25L93 24ZM116 23V24H117ZM141 23H143V24H141ZM165 23V24H164ZM166 23L168 24V25H166ZM185 23H187V24H185ZM188 23H189V26H188ZM222 23V24H221ZM6 24V23H5ZM5 24H4V26H5ZM40 24H41V26H40ZM63 25L62 26H65L66 27V29H65V27H63V29H62V26H61V24L59 25V27H61V32H59L60 30H58L57 32H59V33H61L62 34V32L64 31L65 32V34L66 35H68L69 33H68V31H67V29H68V26H67V23H65V25H64V23H62ZM148 26H147V25ZM152 24V25H153ZM162 24V25H161ZM174 24V25H173ZM176 24H178V26L176 25ZM185 24V25H184ZM205 24V25H206ZM94 25V26H93ZM127 25H130L131 27H136V29H137V32H135L134 31V34L137 36V35H140V37H138V38H135L136 40L134 41V37H136L135 35H133L132 33H133V30L134 29H131V31H132V33H129L128 31H130V26H127ZM135 25V26H134ZM143 25V26H142ZM146 25V26H145ZM165 25V26H164ZM169 25H172L171 27L169 26ZM186 25L188 26V27H186ZM3 26V27H4ZM128 27V31L127 30H125V32L127 31V33L130 35V34H132L131 36H129L128 34H126L125 32H124V29H125V27ZM141 26H142V28H141ZM160 26H163V27H168V29H166V28H164V29H162V30H160L159 29V27ZM180 26H182V27H180ZM240 26V28H244L245 26L243 25V24H240L239 25ZM3 27H1V29L3 30V29H5V28H3ZM96 27V26H95ZM127 27H126V29H127ZM145 27L146 28H149V29H145ZM187 29H186V28ZM50 28V29H49ZM113 28V29H114ZM124 28V29H123ZM172 28H176V30H178L179 32H177V34L176 35H178V37L176 38L175 36H172V35H175V33H173L172 34V32L173 31H175V30H172ZM60 29V28H59ZM112 29V30H113ZM145 29V30H144ZM154 29H156V31H158V32H156ZM159 29V30H158ZM47 30H43L41 33L43 34L45 31H47ZM143 30V31H142ZM147 30V32H149L148 30H150L151 32H150V34H152V35H148L146 32H144V31H146ZM1 31V30H0ZM3 31H5V33H6V29L5 30H3ZM66 31H67V33H66ZM118 31V32H117ZM122 31V32H121ZM172 31V32H171ZM50 31H47V32H45L44 33V35L46 34V38H47V40L49 41V43H50V41H51V39L49 38L48 39V37H50L52 34H50L49 33ZM63 32V33H64ZM108 32V31H107ZM115 32V33H114ZM118 34H117V33ZM123 32H124V34H123ZM169 32H171V33H169ZM1 33V32H0ZM47 33H49L50 34V36H48L47 37ZM58 33V34H59ZM119 33H122V36H121V34H119ZM137 33V34H136ZM140 33V34H139ZM157 34V36H156V34ZM160 33H162V34H160ZM179 33H181V34H179ZM61 34H59V36L61 37L62 35ZM64 34V35H65ZM99 34H101V33H99ZM99 34H97L96 35V38L98 37V35ZM2 34H0V36H1ZM4 35H6V34H4ZM3 35V37H2V40H4V41H2V40H0V42L2 41L3 42V44H1L0 43V63H3L4 61H2V59L4 58V55H6L5 56V58L7 57V59H8V63L10 62V59H12L11 60V62H13V59L15 60L14 62H16V61H18V60H16L15 58H12V53H10L9 54V50L11 49H9V47H10V45L8 44L9 42L7 41L8 39H9V37H8V35H6V36H4ZM38 35H40V34H37V35H35L36 37L38 36ZM63 35V36H64ZM65 35V36H66ZM120 37H119V36ZM124 35V36H123ZM142 35H143V37H142ZM147 35L149 36V37H147ZM155 37H154V36ZM54 35H52L51 36V38L53 37ZM62 36V37H63ZM64 36V37H65ZM100 36H102V35H100ZM134 36V37H133ZM146 38H145V37ZM159 36V37H158ZM8 37V38H7ZM124 37V38H123ZM141 37H142V39H141ZM153 37V38H152ZM7 38V39H6ZM151 38V39H150ZM174 38V39H173ZM176 38V39H175ZM97 39H101V38H97ZM125 39H127V40H125ZM133 39V40H132ZM118 40V41H117ZM119 40H121V41H119ZM141 40H143V41H141ZM45 42H46V39L44 40ZM133 41H134V43H133ZM148 41V40H147ZM249 41H250V43H249ZM5 42V43H4ZM129 42V44H127ZM136 42H137V44H136ZM140 42H142V43H140ZM143 42H144V44H143ZM7 43V44H6ZM175 45V46H173V44ZM248 43H249V45H250V53L251 52H253V50H254V52H257L256 50H258L259 51V48H256V42H253V41H251V39L250 40H248ZM23 44H24V46L26 45L24 42L23 43H21L20 44V46L22 45L23 46ZM170 44H171V46H170ZM117 45H120V46H117ZM128 45L130 46V48H133V49H135V52H134V50L132 49V51H131V49L130 48H128ZM169 45V46H168ZM248 45V46H249ZM17 47V48H19L18 49V51H19V53H20V51H21V53H24V54H26V52H23V49H21V47ZM22 47V48H24V49H26L25 47ZM122 46V47H123ZM174 48H173V47ZM236 46H238V43L236 44ZM170 47H172L173 49H175V50H177V51H179V53L177 54V52H176V54H177V56H179V57H176V54L174 53V54H172L174 51L172 50V48H170ZM196 47V48H195ZM251 48H253V49H251ZM2 49V50H1ZM9 49V50H8ZM119 49V50H118ZM164 51H163V50ZM170 49V50H169ZM191 49V50H190ZM256 49V50H255ZM5 50H6V52H7V50H8V54L10 55H8V54H5L6 52H5ZM40 49H38V51L37 50H34L33 51V49H32V51H33V54H34V56L35 55H37L38 54V52L40 53L41 51H39ZM190 50V51H189ZM3 51V52H2ZM25 51V50H24ZM31 51V52H32ZM129 51H131V52H129ZM31 52H30V55H31ZM56 52V51H55ZM129 52V53H128ZM184 52H186L185 54H186V56H183V54H184ZM4 53V54H3ZM20 53V54H21ZM54 53V52H53ZM51 53V55H49V54H47L46 55V61L48 60V61H50L51 63H52V61H54L58 56L56 55L55 56V54L56 53ZM112 53V54H113ZM168 53V54H167ZM23 54V55H24ZM129 54H131V57H130V55ZM180 54V55H179ZM184 54V55H185ZM196 54V55H195ZM29 54H28V52H27V55L26 56H28ZM49 55V56H48ZM53 55H54V57H55V59H54V57H53ZM162 55H164V56H162ZM175 55V57H173ZM3 56V57H2ZM25 56V57H26ZM51 56V57H50ZM166 56H168V57H166ZM196 56V57H195ZM224 56V55H223ZM24 57V56H23ZM24 57V58H25ZM30 57H33V56H30ZM30 57L28 56V57H26V59H30ZM125 59H124V58ZM171 57H173V58H171ZM187 58V57H189V59H188V61H189V63H191L193 66H192V70H191V73L189 72V71H187V74L189 75H187L186 74V70L184 71V75L182 76V73H181V71H183V70H181V67L179 66V64H180V62H179V59L178 58H180V60H182L183 58ZM193 57H195L194 58V60L192 61V60H190V59H193ZM166 58H168V60L166 59ZM170 58V59H169ZM225 58H226V56H225ZM173 59H175V60H173ZM238 59L240 60L241 58L239 57V58H237L236 60L238 61ZM132 60V61H131ZM169 60H171V61H169ZM173 60V61H172ZM99 61H101L102 62V60H99ZM98 61V62H99ZM109 60H107V62H108ZM136 61H138V62H136ZM178 63L179 62V64H177L176 62ZM9 63V64H6L7 62L5 61L4 63H5V67L2 65V64H0V72H2V70L3 71H6V72H3V73H1V75H0V91H2V88L4 87V83L2 84V82H5L4 80L6 79V77L7 76H11V75H13V76H15V78L12 76V79L14 78L15 80L18 78V81H16V82H18V84L20 83V81H22L21 82V86H22V83L24 84L21 88H19V90H20V94H19V90H17L18 91V95L17 94H15V95H17V96H15L14 95V99H7V97H6V99H5V96L4 97H1V96H3V95H1L0 96V98H2V99H0V105H4L5 106V104L8 106V108L7 109H5L6 110V114H5V110L4 109H2L1 107H0V110H1V112H0V115L2 116V118L0 117V119L2 120V121H0V122H3V119L5 120V122L8 120L7 118H10V119H13V117H23V116H25V119L28 121V119L27 118H30V119H33L32 121V123H30L29 121H31L30 119H29V123L30 124H28V125H33V123H36V121H37V123H38V120H39V122H42V124H44L45 123V125H41V124H37V125H39V126H42V128H43V131H42V129H41V127H39L40 128V130H39V133H40V135H41V138H42V140L44 139V138H46V141H44L43 140V142H47V140H49V138L51 139H53V138H57V139H59V138H61V142H63L64 143V141H66V140H68L69 139V137L71 136V134H73V132H74V129H76V126H78L79 125V120L76 122V121H74V120H77V118L79 117V115L78 114H80V116H82V115H86V114H84L85 112H82V109H80V111H78L77 113V115H75V116H68V114L67 115H65V113H66V111H62L61 110V108H59L60 107V105L61 104H59V102H60V100L61 101H63L64 99H66L65 97L68 95V94H66L65 92H61V90H59L58 89V87H56V89H58L61 93H56V92H58V90L56 91L55 89H51L53 92H55L54 94H52L53 95V99H52V97L50 98L51 99V101H50V105H52L53 106V104H54V102H56V101H59L58 103H56V105L55 106H58V108H51V106H48V104L46 103V101L45 100H43V103H42V101H37L38 99H37V97H36V95H37V91L39 90V87L37 86L38 84L36 83V81L38 80H35V76L36 75H34L33 77L34 78H32V75H30V76H28V71H30L29 69H28V71L27 72H24L25 70H27V69H25V68H23V66H21V64L19 65V63L18 62H16V63H18V65L17 64H15L14 62L13 63ZM75 63L76 62H78V60H75L74 61ZM95 62V61H94ZM106 62V61H105ZM169 62V63H168ZM170 62H172V63H170ZM215 62V61H214ZM239 62V61H238ZM49 63V62H48ZM176 63V64H175ZM13 66H12V65ZM98 64V63H97ZM172 64V65H171ZM190 64V65H191ZM250 64H251V62H250ZM136 65V64H135ZM152 65H155V62H153L152 63ZM175 65H177V67H175ZM238 65V64H237ZM22 67L23 69H24V71L22 70V68H20V67ZM170 66V67H169ZM5 68V69H1V68ZM9 67V68H8ZM12 67V68H11ZM63 67V69L60 71V72H62V74L64 73V75H67V74H65L66 72H67V69H65V67L66 66H61V68ZM113 66H111L110 67V70H111V72H116V69L113 67V69H111ZM178 67H180V68H178ZM68 68V67H67ZM138 68V69H137ZM140 68V69H139ZM166 68V69H165ZM14 69V70H13ZM21 69V70H20ZM96 69V68H95ZM126 69H127V71H126ZM168 69V70H167ZM249 69H251L250 67H249ZM11 70V71H10ZM18 70V71H17ZM20 70V71H19ZM64 70H66V72L64 71ZM83 70V69H82ZM81 70V71H82ZM113 70V71H112ZM115 70V71H114ZM138 70V71H137ZM152 70V69H151ZM178 70H180V71H178ZM247 70V69H246ZM252 70V69H251ZM16 71V72H15ZM23 71V72H22ZM64 71V72H63ZM131 71H132V73H131ZM134 71V72H133ZM142 71V72H141ZM176 71V72H175ZM8 72V73H7ZM13 72V73H12ZM83 72V71H82ZM117 72H119V71H117ZM190 74H189V73ZM198 72V73H197ZM225 72V71H224ZM17 73V74H16ZM26 73V75H27V78L28 79H26V76L24 75ZM39 74H40V72H38ZM67 73H73L72 71L71 72H67ZM113 73V74H114ZM178 73V74H177ZM181 73V74H180ZM249 71L248 72H246V75H245V79H246V81L247 80H249L250 82H247V83H250V85L252 86V87H250V88H256V86L259 84V82H260V84H261V82L263 81L262 79H256V77H254L255 78V80H257L256 82H258V84L256 83V82H254L255 84H257V85H255V84H253V81H255V80H253V78H252V76H254L253 74H251V73H249ZM6 74H8V75H6ZM19 74V75H18ZM23 74V75H22ZM37 74V73H36ZM44 74V73H43ZM43 74L41 73L39 76H41L42 75V77H44L43 76ZM116 74H118V75H120L119 73H115V75ZM137 74H138V76H137ZM225 75V73H221L220 75ZM6 75V77H4V76ZM63 75V76H64ZM131 75H133V76H131ZM171 75V76H170ZM222 75V76H223ZM23 76H25V79H21V78H24ZM152 76V77H151ZM180 77V79L179 78H176V77ZM202 76V77H201ZM247 76V77H246ZM19 77H21V78H19ZM134 77V78H133ZM145 77V76H144ZM185 77V78H184ZM205 77V78H204ZM173 78L171 79V81L173 80ZM21 79V80H20ZM33 81H32V80ZM156 81H155V80ZM184 79V80H183ZM203 79H204V81H203ZM209 79V80H208ZM264 79V78H263ZM26 80V81H25ZM30 81V83H29V81ZM81 80V79H80ZM116 80V81H115ZM137 80V79H136ZM158 80H159V82L161 83V81H163V82H166L165 84H164V88H162L161 86H162V84H161V86L159 85V82H158ZM259 80V81H258ZM24 81V82H23ZM115 81V82H114ZM220 81L221 82H223L224 80L223 79H220ZM25 82H27L28 84V86H27V88H26V84H25ZM79 82V81H78ZM113 82V83H112ZM117 82H118V85H117ZM157 82H158V84H157ZM120 83V84H119ZM172 83V82H171ZM34 84V85H33ZM168 84V85H167ZM73 84L71 83V85H70V87L72 86ZM86 85V86H85ZM105 85H107V83L105 84ZM119 85H120V87H119ZM206 85V86H207ZM255 85V86H254ZM2 86V87H1ZM30 86V87H29ZM34 86H36L35 88H34ZM91 86V87H90ZM92 86H94V87H92ZM104 87L105 88V90H104V88H102V87ZM112 86H113V88H112ZM183 86V85H182ZM209 86H211L210 84H209ZM85 87H86V90H85ZM136 87H138V88H136ZM160 89H159V88ZM176 87V88H175ZM208 87V86H207ZM216 87H218V89H219V87H220V89H221V85H218V86H216ZM259 87V86H258ZM29 88V89H28ZM97 88V89H96ZM117 88V89H116ZM153 88V89H152ZM209 88V87H208ZM211 88V87H210ZM209 88V89H210ZM4 89V88H3ZM21 89L24 91V92H22L21 91ZM32 89V90H31ZM36 89V90H35ZM92 89V90H91ZM112 89H115V90H112ZM161 89H163L162 91H161ZM178 89V90H177ZM180 89V90H179ZM51 90H50V96H52L51 95ZM85 90V91H84ZM121 90V91H120ZM69 92H71L70 91V89L68 90ZM86 91H88V92H86ZM95 91V93H93ZM112 91V92H111ZM118 93H117V92ZM142 93H141V92ZM157 91V92H156ZM180 91V92H179ZM209 91H210V93H209ZM22 92V93H21ZM92 92V93H91ZM120 92V93H119ZM122 92V93H121ZM132 92V93H131ZM136 92V93H135ZM158 92H160L159 94L161 95L162 94V96H160V95H158ZM179 92V93H178ZM190 92V93H189ZM1 93V92H0ZM27 95H26V94ZM65 93V94H64ZM68 93V92H67ZM139 95H138V94ZM183 93V92H182ZM181 93V94H182ZM196 93V92H195ZM218 93V94H217ZM23 94V95H22ZM61 94V95H60ZM64 94V95H63ZM79 94V93H78ZM135 94V95H134ZM157 94V95H156ZM206 94V95H205ZM210 94V95H209ZM212 94V95H211ZM216 94L218 95V96H216ZM224 96H223V95ZM236 96L235 98H234V95ZM34 95H35V97H34ZM56 95H58V96H56ZM69 95H72L71 93H69ZM68 95V96H69ZM133 95V96H132ZM154 95V96H153ZM166 95V94H165ZM164 95V96H165ZM188 95V96H187ZM194 95V96H193ZM213 95L214 96H216V98L218 97L219 99H220V97H221V99H220V101L218 100V99H216L215 100V97H213ZM220 95V96H219ZM222 95V96H221ZM229 95H231V96H229ZM264 96V91H263V88L261 87V95H258L259 97L257 98V96L255 97V96H251V99H252V102H256V100L257 101H262L263 100V96ZM62 96V97H61ZM68 96H67V98H68ZM77 96H71V97H74V98H77ZM136 97V99H135V97ZM139 96V97H138ZM158 96V97H157ZM211 96V97H210ZM226 96H228V97H226ZM261 96H262V98H261ZM17 97V98H16ZM26 97H28V98H26ZM58 97V98H57ZM70 97V96H69ZM71 97L69 98V99H71ZM186 97V98H185ZM193 97V98H192ZM231 97V98H230ZM238 97H239V95H238ZM4 98V99H3ZM16 98V99H15ZM22 100H21V99ZM23 98H25V99H23ZM33 98H34V100H33ZM96 97H94L93 99H95ZM135 99V102H134V100L133 99ZM158 98V99H157ZM237 98V99H236ZM20 99V100H19ZM79 99V98H78ZM143 99V100H142ZM154 99V100H153ZM161 99V98H160ZM161 99V100H162ZM187 99V100H186ZM214 99V100H213ZM229 101H228V100ZM203 100V101H202ZM205 100V101H204ZM210 100V101H209ZM15 101H16V104H15ZM27 101H30V102H28L27 103ZM37 102V104H35L36 106L35 107H41V110L40 109H38L37 110V114H35L34 113V116H37L40 112H42V114L40 113V115H42L43 117H39V118H37L38 116H40V115H38L37 117H35V118H37V119H35L34 118V116L32 115L33 113H30V111H32V108H31V106L33 105L34 106V103L33 102ZM65 101V100H64ZM79 101V100H78ZM131 101H132V103H131ZM156 101V102H157ZM160 101V100H159ZM216 101V102H215ZM219 101V102H218ZM222 101V102H221ZM234 101V102H233ZM4 102V103H3ZM7 102V103H6ZM24 102V103H23ZM38 102H40V103H38ZM44 102H45V105H44ZM51 102H53V103H51ZM232 102V103H231ZM236 102V103H235ZM252 102H249V103H246V104H244V105H246V107H248V104H251ZM62 103V102H61ZM145 103V104H144ZM179 103V104H178ZM196 103V104H195ZM198 103H199V105H198ZM202 103V104H201ZM234 103V104H233ZM11 104H12V106H11ZM14 104V105H13ZM22 104V105H21ZM29 106H28V105ZM44 105V107H43V105ZM139 104V105H138ZM181 104V105H180ZM188 104V105H187ZM217 104V105H216ZM253 104V103H252ZM21 105L22 107H19V106ZM24 105V106H23ZM39 105V106H38ZM135 105H138L139 106V108H138V106H136L135 107ZM191 105V106H190ZM195 107H193V106ZM202 105V106H201ZM220 105V106H219ZM231 105V107H229ZM241 106L243 105V104H240ZM239 105V103H238V106H240ZM28 106V107H27ZM32 106V107H33ZM132 106H133V108H132ZM145 106V107H144ZM190 106V107H189ZM250 106V105H249ZM3 107V106H2ZM18 107V108H17ZM45 107H47V108H49V109H45ZM129 107V108H128ZM142 107H143V109H142ZM201 107V108H200ZM224 107V108H223ZM234 107V108H233ZM19 108H21V109H23L22 111L23 112H21V109H20V111L19 110H16V109H19ZM26 108V109H25ZM42 108H44V110L42 109ZM184 108V109H183ZM200 108V109H199ZM231 108H232V110H231ZM12 109V110H11ZM13 109L15 110V111H13ZM28 109V110H27ZM30 109V110H29ZM60 109V110H59ZM138 109V110H137ZM182 109V110H181ZM189 109V110H188ZM205 109V110H204ZM219 109V110H218ZM235 109H236V112H235ZM26 110H27V112H26ZM140 110V111H139ZM192 110V111H191ZM201 110V111H200ZM221 110V111H220ZM246 110V109H245ZM16 111L18 112V113H16ZM39 111V112H38ZM51 111H55L54 112V114H56V113H58V112H65L64 114H62L61 112H60V114H62V115H60L59 114V116H57V118H58V121L59 122H61V124L63 125L64 124V126H65V124H72L73 125V123L74 122H76V123H78L77 125H70V127L69 126H67L68 127V129H67V127L65 128V131L63 132V133H59V132H57L56 133V131H54V129L55 128H52V127H50L48 124H46V120H45V118L48 116V117H50V115L49 114H51V115H54V114H52V112ZM134 111V112H133ZM138 111V112H137ZM228 111V112H227ZM262 111V112H261ZM10 112V113H9ZM12 112H13V114H12ZM25 112V113H24ZM139 112H141V113H144V114H142V116H141V113H139ZM182 112V113H181ZM185 112V113H184ZM238 112V113H237ZM4 113V114H3ZM9 113V114H8ZM19 113H21L19 116H17V114H19ZM31 115H30V114ZM83 113V114H82ZM130 113V114H129ZM134 113V114H133ZM171 113V114H170ZM179 113V114H178ZM181 113V114H180ZM224 113V114H223ZM16 114V116H14ZM26 114V115H25ZM125 114H126V116H128L129 115V118L132 120V123L134 124V125H131V127H133V126H135V127H133L132 128V131H134V129H135V131H134V134L135 135H137L136 137H135V135L132 133L130 136H129V134L131 133V131L130 132H126L127 130H124V133H121L120 135H125V137H127V136H129L130 138H125V140H126V142L128 143V147H129V149L128 150H125V146L124 147H122V143L120 142H118V140L120 141L122 138H120L121 136H119L118 135V133H119V131H118V129L119 128H121V126H122V123L124 122V123H127V121L125 120L126 119V116H125ZM202 114V115H201ZM223 114V115H222ZM235 114H237V115H235ZM240 114V115H239ZM246 114V115H245ZM249 114V115H248ZM135 116V117H132V116ZM139 115H140V117H139ZM186 115V116H185ZM190 115V116H189ZM243 115V117H244V119H243V117H242V119L240 118L241 116ZM5 118H4V117ZM10 116V117H9ZM26 116H28V117H26ZM32 116V117H31ZM67 116H68V118H67ZM76 116H77V118H76ZM137 116V117H136ZM195 116V117H194ZM200 116V118H198ZM213 116V117H212ZM216 116V117H215ZM226 116V117H225ZM232 116H234V117H232ZM248 116V117H247ZM47 117V118H48ZM73 118V121L71 120L72 118ZM169 117V118H168ZM197 117V118H196ZM215 117V118H214ZM225 117V118H224ZM61 118V119H60ZM76 118V119H75ZM206 118V119H205ZM237 118V119H236ZM248 118V119H247ZM69 119H70V121L71 122H73V123H71L70 121H69ZM176 119V120H175ZM193 119V120H192ZM195 119H197V120H195ZM203 119V120H202ZM228 119V120H227ZM231 119V120H230ZM25 120V122H27ZM34 120H36L35 122H34ZM40 120H45L44 121V123H43V121H40ZM97 120H100V121H103V119L102 118H97ZM125 120V121H124ZM166 120V121H165ZM189 120H190V122H189ZM192 120V121H191ZM215 120V121H214ZM242 120V121H241ZM122 121V122H121ZM198 121V122H197ZM208 121V122H207ZM223 121H224V123L226 124H224L223 123ZM238 121H241V122H238ZM66 122V123H65ZM68 122V123H67ZM70 122V123H69ZM135 122V123H134ZM162 122V123H161ZM168 122V123H167ZM175 122V123H174ZM178 122V123H177ZM194 122V123H193ZM201 124H200V123ZM220 122V123H219ZM246 122V121H245ZM263 122V123H262ZM123 123V124H124ZM158 125H157V124ZM166 123H167V125H166ZM206 123H208V124H206ZM214 123V124H213ZM237 123H239V124H237ZM259 123V124H258ZM138 124V123H137ZM160 124V125H159ZM171 124V125H170ZM193 124V125H192ZM210 124V126H208ZM235 124H237V125H235ZM256 124H258V125H256ZM27 125V126H28ZM34 125H36V124H34ZM47 125H48V127H47ZM107 125H108V127H111V129L110 130H108V127H107ZM170 125V126H169ZM235 125V126H234ZM27 126L25 127V128H27ZM45 127V129H46V127H47V129H46V131H45V133H43L44 132V127ZM93 126V125H92ZM94 126H97V124H95ZM114 126L117 128H114ZM161 126V127H160ZM214 126V127H213ZM233 126V127H232ZM237 126V127H236ZM260 126V127H259ZM32 127H34V126H32ZM113 127V128H112ZM164 127V128H163ZM175 127V128H174ZM198 127V126H197ZM221 127V128H220ZM28 128H29V126H28ZM27 128V129H28ZM30 128H31V126H30ZM52 128V129H51ZM168 128V129H167ZM196 128V127H195ZM199 128V127H198ZM206 128V129H205ZM218 128V130H216ZM234 128L236 129L235 130V132H233V130H234ZM238 128V129H237ZM50 129V130H49ZM113 129V130H112ZM115 129H116V131H118V133H116V131H115ZM171 129V130H170ZM173 129V130H172ZM47 130H49V131H47ZM56 130V129H55ZM72 130V131H71ZM107 130H108V132L109 133H107ZM111 130H112V132H111ZM130 129H128V131H129ZM162 130V131H161ZM220 130H222V131H220ZM224 130H225V132H224ZM228 130V131H227ZM232 130V131H231ZM246 130V131H245ZM41 131V132H40ZM67 131V132H66ZM168 131V132H167ZM188 132H192V131H189V130H187ZM214 131V132H213ZM215 131H217V132H219V133H217V135H216V133H215ZM257 131V132H256ZM110 132L112 133V135H110ZM114 132V133H113ZM128 133L127 134V136H126V133ZM209 132H213V133H215L214 134V136L213 137H211V139H210V137L208 136L209 135ZM248 133L249 134V136L247 135V134H245V133ZM42 133V134H41ZM50 133H52V134H50ZM58 133L60 134V135H58ZM116 133V134H115ZM227 133V134H226ZM233 133V134H232ZM243 133V134H242ZM256 133V134H255ZM260 133V134H259ZM64 134V135H63ZM109 134V135H108ZM218 134H220V135H218ZM245 134V135H244ZM101 135H103V136H101ZM105 135H106V137H105ZM114 135V136H113ZM247 135V136H246ZM253 135V136H252ZM263 135V136H262ZM48 136V137H47ZM61 136V137H60ZM217 136V138H215ZM245 136L247 137V138H245ZM134 137V138H133ZM141 138L140 139H142V136H140ZM208 137H209V140H208ZM228 137L230 138V139H228ZM242 137V138H243ZM262 137V138H261ZM65 138V139H64ZM117 138H118V140H117ZM120 138V139H119ZM241 138V137H240ZM241 138V139H242ZM9 140H12V139H10V138H8ZM20 139V141H21V138H19ZM28 140H29V138H27ZM27 139H26V141H27ZM92 139V140H91ZM101 141H100V140ZM215 139H217V141L218 140H220V139H222L223 140V142H222V140L221 141H216L217 143H218V145H217V143H215ZM232 139H233V137H232ZM240 139V140H241ZM255 139V140H254ZM9 140H6L5 142H6V144L8 143V142H10ZM24 141H25V139H23ZM31 140V139H30ZM29 140V141H30ZM41 140V141H42ZM55 140V139H54ZM54 140H49V142H51V141H54ZM97 140H98V142H97ZM139 140V141H138ZM214 140V142H211L212 144H216L217 146H214V145H212L211 143H210V141H213ZM239 140V141H240ZM250 140V139H249ZM248 140V141H249ZM99 141H100V143H99ZM208 141V142H207ZM242 141V140H241ZM241 141L239 142L240 144H241ZM254 141H255V143H254ZM257 141V142H256ZM260 141L262 142L261 144H260ZM12 143H11V146L13 145V144H16L17 142H19V140L18 141H16V143H14L15 141L13 140V141H11ZM23 142V141H22ZM21 142V143H22ZM88 142H86V144L88 143ZM116 142V143H115ZM158 142H160V145L163 143L162 142V140H159ZM219 142H222V143H219ZM113 143V144H112ZM130 143V144H129ZM208 143V144H207ZM6 144H4L3 143V147L2 148H0V151L1 152H4V150H5V148L4 147H6V150H8L7 149V146H10V145H6ZM8 144H10V143H8ZM121 146H120V145ZM143 144V145H142ZM145 144V145H144ZM164 144V143H163ZM255 144V145H254ZM110 145V146H109ZM131 145V146H130ZM214 146V147H216V148H214V147H212V149L210 148V146ZM1 146V145H0ZM100 146H101V148H100ZM117 146V147H116ZM140 146V147H139ZM137 147V148H136ZM222 149H221V148ZM9 148V147H8ZM135 148V149H134ZM151 148V149H150ZM217 148H218V151H217ZM220 148V149H219ZM254 148V149H253ZM258 148V149H257ZM65 148H63V147H57V149H56V151H57V153H59V158H60V161H62L64 164L65 163H68V162H70V161H72L73 159H72V157L71 156H73V158H75L79 153H77V151L75 152L76 153V155H74V153H71V154H68L67 155V153H64L63 151H65L64 150ZM115 149V150H114ZM224 149V150H223ZM11 152H12V150L11 149H9ZM75 150H77V149H75ZM120 150V151H119ZM138 150V151H137ZM139 150H141V151H139ZM224 152H223V151ZM251 150V149H250ZM212 151H215L214 153L215 154H212L213 152ZM247 151H248V153H247ZM61 152H63L64 154H62ZM66 152V151H65ZM82 151H80V153H81ZM93 152H94V155H92L91 156V153L93 154ZM217 152V153H216ZM228 152H229V150H228ZM233 152H235V153H237L236 154V156L233 154V155H231ZM6 153H8L7 155H9L10 156V153L8 152V151H6L5 152V155H6ZM208 153V152H207ZM61 154V155H60ZM66 154V155H65ZM116 154V155H115ZM220 154V155H219ZM221 154H222V156L224 155V157H222L221 156ZM226 154V155H225ZM260 154V155H259ZM122 155V156H121ZM212 155H213V157H212ZM219 155V156H218ZM256 155V156H255ZM75 156V157H74ZM134 156V157H135ZM152 157H153V159L154 160H156L155 158H157V155H155V154H152L151 155ZM186 157H188L189 155L187 154V155H185ZM235 156V157H234ZM6 157V161L8 162H10V159L11 158H9L8 156H5ZM9 158V160H8V158ZM61 157H62V159H61ZM68 157H70V158H68ZM254 157V158H253ZM159 158V157H158ZM224 158V159H223ZM228 158V159H227ZM231 158V159H230ZM236 158V159H235ZM258 158V159H257ZM71 159V160H70ZM116 159V160H115ZM261 159H264V157L262 158H260L259 160L261 161L260 163H263L264 162V160H263V162H262V160ZM136 160V161H135ZM193 160H195V159H193ZM135 161V162H134ZM157 161V160H156ZM156 161H154V165H157V163H158V161L156 162ZM212 161H211V163L210 164H212ZM251 161V162H252ZM1 162H3V161H1ZM0 162V163H1ZM7 162H5L4 161V163H7ZM73 162V161H72ZM128 162V163H127ZM144 162V163H143ZM149 162V161H148ZM210 162V161H209ZM208 162V163H209ZM4 163H2L1 164V166H0V168H3V172L0 174L1 175V177L3 176H6V175H9V173L11 174V168H5V167H2V165H4L5 166V164ZM95 163H97V164H95ZM132 163H134V165L132 164ZM156 163V164H155ZM71 164V163H70ZM73 164V163H72ZM71 164V165H72ZM143 164V165H142ZM210 164H208V165H210ZM251 164H253V163H251ZM256 164H257V161H256ZM254 165V169L253 168H251V171L253 172V170H254V172H260V171H264V169L262 168V169H260V168H258L257 167V165ZM7 165H10L9 163L7 164ZM70 165V167H73V166H71ZM100 165V166H99ZM139 165V166H138ZM159 165V164H158ZM234 165H236V164H234ZM141 166V167H140ZM147 166H148V168H147ZM253 166V165H252ZM255 166H256V168H255ZM48 167L50 168V166H45L44 168H46L47 170H49L48 169ZM104 167V168H103ZM234 167V166H233ZM262 167H264L263 165H262ZM9 169L8 170V172H6V170L5 169ZM43 168V167H42ZM69 168V167H68ZM196 168H198V169H196ZM195 168V170H193V172H191V170L190 169H186V168H184V169H181V173H182V177L180 178V179H177V180H174L173 182H174V192H172V194L174 195V196H179L177 199L178 200H176V201H178L179 203H181L182 204V206H184V209H182V213L184 214L185 212V215H184V217H180V218H182V219H180V218H178L179 219V222L180 221H182L181 223H184V221H185V224H187V222L189 223V221H188V219L190 218V212H187V211H185L186 210V206L185 205H187L188 203H187V200L186 199H184V198H187V196H189V191H190V189H191V187L193 186L192 184H195L196 182H198L199 180H201L200 178H202V173H203V170L201 171L200 170V167H196ZM237 168H239V167H234L233 169H237ZM45 169V170H46ZM231 169V168H230ZM230 169H228L227 171H222L223 173H221V171L220 170H218V171H220V172H218V171H216V173L218 172V173H221V174H218V175H220L221 177H219L218 176V178H214V180L216 181V183L218 182V184H219V181L218 180H220L221 178H223V176L224 175H226L227 173L228 174H233L234 172H238V173H240L239 171L240 170H242V168L241 169H237L238 171H234L233 169H232V172L230 171ZM244 170H245V168H243ZM69 170H71V171H74V167H73V169L72 168H69ZM188 170V171H187ZM246 170H247V167H246ZM249 170V169H248ZM258 170V171H257ZM15 172V171H14ZM16 172H18V170H16ZM15 172V173H16ZM107 172V174H109L108 175V178H109V176L111 177V178H107V180H108V182H102L103 180L101 179L102 177H104L103 179H105L106 177L104 176L105 175V173ZM123 172V173H122ZM187 174H186V173ZM215 173V172H214ZM214 174V175H216L215 177H217V174ZM226 173V174H225ZM236 173H234V175L236 174ZM237 173V174H238ZM23 174H24V172H23ZM22 174V175H23ZM28 174V172L25 174V175H27ZM118 174V175H117ZM202 174V175H201ZM223 174V175H222ZM25 175H23V176H25ZM131 176V177H130ZM3 177H2V179H3ZM52 178H55V177H57V175H55L54 176V174H53V176H51ZM126 177V178H125ZM184 177V178H183ZM198 177V178H197ZM33 178H35V177H33ZM116 178V179H115ZM195 178V179H194ZM1 179V180H2ZM37 180H38V178H36ZM92 179V180H91ZM113 179V180H112ZM203 179V178H202ZM32 180H34V179H30V181H29V184H30V188H28V190L29 189H31V187H32V185H34L36 182L35 181H32ZM36 180V181H37ZM107 180H105V181H107ZM121 180V181H120ZM133 180V181H132ZM162 177L161 178H159L157 181H156V183L155 184H153V185H150V186H148V187H146V188H148V190L146 189V191H149L150 193V196L149 195H147L150 199H152L153 197H155L153 200H154V202H153V204H156V208L158 207L157 205H159V208H157L158 210L160 209V206H161V204H162V202H163V199H165V197L166 196H168V191L167 190H165L164 188H163V186H161L162 184ZM222 180V179H221ZM33 183H32V182ZM88 181H89V183H88ZM97 181V182H96ZM101 181V182H100ZM112 181V182H111ZM189 181H191V182H189ZM35 182V183H34ZM99 182V183H98ZM111 182V183H110ZM194 182V183H193ZM32 183V184H31ZM91 183V184H90ZM183 183V184H182ZM4 184V183H3ZM24 184H25V182H24ZM26 184H28V183H26ZM93 184V185H92ZM156 184H158V185H156ZM180 184H182V185H180ZM186 184V185H185ZM190 184V185H189ZM216 185V186H219V185ZM88 185V186H87ZM180 185V186H179ZM188 185V186H187ZM127 186H128V188H127ZM4 187V185H2V183H1V185H0V188H3ZM92 187V188H91ZM93 187H94V189H93ZM5 189H6V187H4ZM3 188V189H4ZM176 188V189H175ZM5 189H4V191H5ZM33 189V188H32ZM74 189H75V191H74ZM92 189V190H91ZM97 189V190H96ZM153 189V190H152ZM7 191H9V187H8V189H6ZM47 190V191H46ZM94 190V191H93ZM133 190V191H132ZM182 190H183V192L185 193V195L183 194V192H182ZM2 191V190H1ZM0 191V192H1ZM42 193H41V192ZM40 191H38V193L40 192L41 194H43V195H41L40 193H39V196L41 195V196H43L44 197V195H45V197H46V194H47V197H48V199H51L50 197L52 196L51 194H50V192H48V189H46V187L45 188H43V189H40ZM96 191V192H95ZM153 191V192H152ZM161 191V192H160ZM186 191V192H185ZM258 191V190H257ZM256 191V192H257ZM264 189H262L261 191H258L257 193H255V195L257 194H264ZM47 192V193H46ZM179 192V193H178ZM181 192H182V194H181ZM218 192H220V190L218 191ZM260 192V193H259ZM263 192V193H262ZM8 193V192H7ZM46 193V194H45ZM76 193V194H75ZM85 193V194H84ZM94 193V194H93ZM129 193V194H128ZM161 193V194H160ZM209 193H211V192H209ZM69 194V195H68ZM152 194V195H151ZM160 194V195H159ZM177 194V195H176ZM180 194H181V196H180ZM188 194V195H187ZM218 194H220L221 196L219 197L220 198V200L221 199H225L226 200V198L228 199V197L230 196V195H226V194H224V195H226L225 197H224V195H222L221 193H218ZM217 194V195H218ZM54 195V194H53ZM77 195V196H76ZM85 195V196H84ZM124 195V196H123ZM182 195H184V196H182ZM254 195V196H255ZM67 196V197H66ZM68 196H70V198L68 197ZM86 196H87V198H86ZM123 196V197H122ZM46 197V198H47ZM53 197V199L55 198V196H52ZM66 197V198H65ZM181 197V198H180ZM231 197V199H232V197L233 196H230ZM230 197H229V201L231 200L230 199ZM75 198V199H74ZM95 198V199H94ZM126 200H124V199ZM160 198V199H159ZM180 198V199H179ZM238 197H236V199H237ZM240 198V197H239ZM67 199H70V200H67ZM74 199V200H73ZM83 199V200H82ZM121 199V200H120ZM128 199V200H127ZM231 200L230 202H231V204H230V202L228 201V200H226L227 202H229V203H225V202H223L222 201V204H220V205H218L219 206V208H218V206L216 207V205H215V207L213 208V209H215L216 208V210H211V212L212 211H214V212H216V211H220L219 209H221V205H223V207H225L224 206V204H229V207L231 208V209H234V208H232V207H235V205L236 204H238L239 205V199H237L238 200V203H237V200ZM67 200V201H66ZM86 200V201H85ZM117 200V201H116ZM157 200V201H156ZM219 200V201H220ZM75 201V202H74ZM181 201V202H180ZM185 203H184V202ZM234 201V202H233ZM158 202V203H157ZM236 202V203H235ZM94 203V202H93ZM224 203V204H223ZM234 205H233V204ZM36 204V205H35ZM59 203H55L54 202V200H50V205H52L51 207H54V208H60V204L58 205ZM96 204V203H95ZM112 206L111 207V210L113 209V210H115V213H116V215H118V216H120L119 217V219H118V216H116V215H114L115 213L113 212V211H111V212H113L114 214V216L113 217H111L112 216V214H109V212H108V210L110 209V205ZM219 204V203H218ZM88 205V206H87ZM85 206H83V207H85ZM82 207V208H83ZM119 207V208H118ZM151 207H152V204L150 203L149 204V206H148V208H147V210H151ZM32 208V209H31ZM31 208H29L28 210H26L25 209V211L23 210L22 212L24 213H27L26 214V216L28 217V218H26V220H28V221H26V222H29V224H31V226H32V222L34 221V220H36V218L38 217V215H37V217H35L36 215V210H40L39 209V205L37 204V203H34L33 204V206L31 205ZM109 208V209H108ZM125 208V209H124ZM211 208V207H210ZM217 208H218V210H217ZM229 208V209H230ZM236 208V207H235ZM108 209V210H107ZM227 209H228V207H227ZM226 209V210H227ZM229 210L230 212H229V215L231 214V215H233L232 213H231V211L232 210ZM33 210V211H32ZM117 210V211H116ZM127 210V211H126ZM209 210V209H208ZM207 210V211H208ZM234 210H236L237 211V209H234ZM233 210V213L235 212L236 213V211H234ZM27 211V212H26ZM46 211H47V209H46ZM104 211V212H103ZM222 213H223V211L224 212H226L225 211V209L223 210V208H222ZM228 211V210H227ZM29 212H31V213H29ZM42 212H43V210L41 211V214H42ZM45 212V211H44ZM81 212V213H82ZM131 212V211H130ZM133 212V211H132ZM217 212V213H218ZM24 213V214H25ZM39 214H40V212H38ZM99 213V214H98ZM109 214V215H107V214ZM188 213V214H187ZM234 213V215H236ZM30 214H32L31 216H30ZM78 214V215H77ZM102 214V215H101ZM84 214L82 215V218H85L86 216H85ZM102 216V218L104 217L106 220H97L98 219V217H100L101 218V216ZM163 215H166V214H163ZM162 215V216H163ZM205 215L206 216H211L212 215V217L215 215V213H211L210 214V210H209V212L207 213H205ZM217 215V214H216ZM216 215H215V217H216ZM219 215H221V213H218V216ZM233 215V216H234ZM262 215V214H261ZM261 215H259L258 216V218H259V220H261L262 221V219L264 220V211H263V215L261 216ZM25 216V217H26ZM79 216V217H78ZM83 216H85V217H83ZM116 216V217H115ZM183 216V215H182ZM236 216H238V214L236 215ZM86 217V218H87ZM91 217V218H90ZM111 219H110V218ZM165 217V219H166V216H164ZM229 216L227 215V218H228ZM99 218V219H100ZM118 219L117 220V222L115 223L114 221H116V219ZM185 218V219H184ZM187 218V219H186ZM226 218V217H225ZM262 218V219H261ZM30 219V220H29ZM121 219V220H120ZM214 219V218H213ZM31 220H32V222H31ZM84 220V219H83ZM184 220V221H183ZM97 221H99L98 223H96ZM103 221H105L104 223H103ZM120 223H119V222ZM35 222V221H34ZM33 222V223H34ZM96 224H95V223ZM101 222V223H100ZM80 223V222H79ZM78 223V224H79ZM89 223V224H88ZM100 223V224H99ZM119 223V224H118ZM260 223H263L264 224V221L263 222H260ZM26 225H29L28 223H25ZM25 224H22V225H20L21 226V228H23V226L24 227H27ZM198 224H200V223H197L196 225H198ZM263 224H261V225H263ZM83 225V223L81 224V225H79V226H82ZM99 225V226H98ZM121 225V226H120ZM224 225L225 224H223V228H224ZM256 223L255 222H251V224L249 225V227H248V229H247V232H249V233H253V232H255V231H257L258 229H260L261 230V225H256ZM255 226V227H254ZM258 226H260L259 228H258ZM95 227H97V228H95ZM264 226H262V228H263ZM187 228H189V226L187 227ZM256 228H258L257 230H256ZM20 229V228H19ZM18 228L16 229H14V230H19ZM30 229H32V227L30 228ZM65 229V230H66ZM157 229V230H156ZM160 229V230H159ZM227 229V230H226ZM13 230V229H12ZM12 230H10V232L9 233H13L14 232V230L12 231ZM33 230V229H32ZM71 230V229H70ZM115 230H118L117 228L115 229ZM159 230V231H158ZM165 231V232H163V231ZM224 234H225V236H226V234L228 235V236H226L227 237V239L228 238H230L231 239V237L233 236V237H235V239H237L238 240V238H240L236 233H230L231 231H229L230 229L229 228H227L226 227V225H225V228H224ZM12 231V232H11ZM20 231V230H19ZM18 231V232H19ZM86 231V232H85ZM89 231V232H88ZM95 231V232H94ZM125 231V232H124ZM147 231H148V233H147ZM157 231V232H156ZM229 231V233H227V232ZM252 231V232H251ZM259 231V230H258ZM263 233H264V230L262 229L261 230ZM260 231V232H261ZM2 232V231H1ZM0 232V233H1ZM16 232V231H15ZM14 232V233H15ZM123 232V233H122ZM161 232H163V233H161ZM226 232V233H225ZM13 233V234H14ZM43 233H45L44 231H43ZM121 233V234H120ZM161 233V234H160ZM167 234H168V232H166ZM243 232H241V234H242ZM244 233H245V231H244ZM243 233V234H244ZM263 233H261L262 235H263ZM92 234H94V235H92ZM96 234V235H95ZM159 234V235H158ZM166 234V235H167ZM184 235H180L181 236V238H183L184 236H186V237H188V232L187 233H183ZM187 234V235H186ZM242 234V235H243ZM248 234V233H247ZM1 235H3V233L2 234H0V236ZM51 235L52 234H50L49 236L51 237ZM86 235H88V236H86ZM152 235V236H151ZM162 237H161V236ZM230 235V236H229ZM239 235H240V233H239ZM240 235L241 237H243V238H245L244 236H246V235ZM63 236V235H62ZM74 236H75V238H74ZM76 236H77V238H76ZM224 236V237H225ZM4 237V238H3ZM74 239H73V238ZM78 237H80V238H78ZM125 237V236H124ZM238 237V238H237ZM2 238H3V242H5V238H7V237H5L4 235L2 236ZM1 237H0V239H2ZM21 239H24V238H22V237H20ZM63 238V237H62ZM89 238V239H88ZM180 238V239H181ZM185 238V237H184ZM260 238V237H259ZM262 239H258V240H260V241H262L263 242V237H261ZM87 239V240H86ZM161 239V240H160ZM25 240V239H24ZM27 240V239H26ZM25 240V241H26ZM52 241H54V239L52 240ZM55 241H56V239H55ZM81 242V241H80ZM79 242V243H80ZM94 242V243H95ZM98 242V241H97ZM96 242V243H97ZM204 242H205V244H208V245H210V241L208 240L207 241V239H206V241L204 240ZM207 242V243H206ZM213 242H215V241H213ZM98 243H102V241H101V239H100V242H98ZM96 244V245H99V244ZM133 243V244H132ZM212 243V242H211ZM70 245L72 246V243H70ZM133 245H135V246H133ZM111 246V245H110ZM115 247H116V245H114ZM108 247V246H107ZM115 247H113L114 249H117V247L115 248ZM135 247V248H134ZM163 247V248H162ZM165 247V248H164ZM109 248V247H108ZM107 248V249H108ZM110 249V248H109ZM111 250H112V247H111ZM111 250H110V256H109V258H113V259H116L117 261H119V259H122L123 258V256L121 257V258H119L118 259V257H119V255L121 254V253H119L117 250H119V249H117V250H115V252H116V254L114 255V251H112L111 252ZM168 250V251H167ZM164 251V252H163ZM170 251V252H169ZM171 252H173V253H171ZM183 252V253H182ZM185 252V253H184ZM63 253V254H62ZM61 253V255H64L65 253L67 254L68 252H62ZM88 253V257H90L91 255V251H89V252H87ZM118 253H119V255H118ZM176 253V254H175ZM179 253V254H178ZM181 253H182V256L184 257L183 259H180V257H182L181 256ZM12 254V253H11ZM14 255L16 254V253H13ZM86 254V253H85ZM84 254V255H85ZM123 254V253H122ZM121 254V255H122ZM183 254H187L186 255V258H185V255H183ZM116 255H118V256H116ZM172 255V256H171ZM176 255V256H175ZM189 255H190V257L192 258H190V259H188V257H189ZM179 256V257H178ZM85 257H86V255H85ZM109 258H107L106 260L108 261L109 260ZM42 258H38V259H36V261H33V262H31V263H36V264H38V261H40ZM110 259V260H111ZM188 259V261H185V260H187ZM219 259V258H218ZM42 260H44V259H42ZM41 260V264H42V262H44V261H42ZM110 260L108 261V262H110ZM114 261V263H116L117 261ZM179 260V261H178ZM184 260V261H183ZM193 260V261H192ZM106 261V262H107ZM112 261V260H111ZM113 262V261H112ZM170 262V263H169ZM172 262V263H171ZM174 262V263H173ZM183 262V263H182ZM189 262V263H188ZM207 262V261H206ZM206 262L204 261V264H206ZM160 263V264H161ZM39 264H40V262H39ZM44 264V263H43ZM90 264V263H89ZM123 264V263H122ZM125 264H129V263H127V262H125ZM199 264H202V263H199Z\"/></svg>", "mask_w": 264, "mask_h": 264}]
</instances>
